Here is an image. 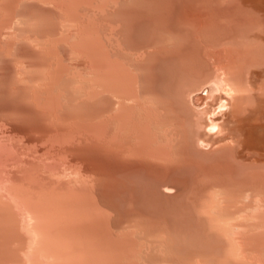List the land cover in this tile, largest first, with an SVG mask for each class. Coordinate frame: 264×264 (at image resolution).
Instances as JSON below:
<instances>
[{"label":"rangeland","instance_id":"1","mask_svg":"<svg viewBox=\"0 0 264 264\" xmlns=\"http://www.w3.org/2000/svg\"><path fill=\"white\" fill-rule=\"evenodd\" d=\"M54 1H56V2H52V4H51L54 7L53 6L51 7V5H49L50 3L49 4L45 3L44 5H41V3L36 4V5H35V3H32V4H29V3L17 4V6H16V8H17L16 10L17 11L14 10V14L15 15L13 14L11 21L14 22L12 24H14V30H15V28H18L19 26H16V25H18V23L16 21H14L13 19H15V20H18V19L20 20L21 19L20 21L18 20L20 28H21V29L18 28L20 32L18 31V29H16L19 32V33H17V35L19 34V37H16V32L17 31L15 30V37L17 38V41H15L16 39L13 40L14 41L13 45H15V46L10 45L9 48H8V46L5 43H3V45H4V48H3V46L1 47L2 44H0V50L2 51V52L0 51L1 52L0 53V124H1L0 125V127H1L0 128V131H1L0 135H2V137L0 136V144H1V142H2V144L3 143H5V144L7 143L6 145L4 144L3 147H0V148H2V149H0V151H1L0 153L3 154V155L2 154L0 155L1 160H2V161L0 160V168H1L0 169V175H2V176H0L2 178V179L0 178V208H1L0 211H2L3 209L5 211V212L4 211L0 212V214H1L2 218L3 217H5V218L8 217L6 219L3 218V220H5L4 222H6V220H7L6 223H4V222L2 223L3 220H1L2 218L0 217V221L2 223V224L0 223V229H1V226H2V229H4L5 227H3V225L4 226L8 225V226H6L5 231H7V233L9 235H10V232H11V237H12V234L15 233V231H17V235H16V233L14 234L16 236V238H15L14 235H13L14 236L13 238H15L18 243H19V241L17 240L18 236L23 234V233L27 237V239L29 237H31L30 239H28V241H26V242L24 241L25 243L23 244L24 246L22 247V249H18V248H21V247H17L18 250L16 249V246H18V244L15 241V239L9 237L8 240L5 241V243L8 242V243H6L7 245L3 244V245H5V246H3L2 243H0V247H1L0 251H1V253L4 254V256L7 255V254H10V256H11L13 254L14 260L17 259L15 263H18L19 260H21V258H22V260L19 262V264L20 263L21 264H40V263L43 264V262H45L44 264H69V263H71V264H73V263L74 264H173L175 260H176L175 263L179 260L177 262L179 264L180 263L189 264L188 260H190L191 258L188 259V260H186V259L189 258V257H192V256L196 257V255H194V254H196L197 252L201 251V252L197 253L198 257L200 256L199 258L197 257V259H201L200 260L201 264H203L206 261V259H207V261L209 260L208 264L210 262H211L210 264H212L214 262V260H212L213 261L212 262V261H210V259L211 258L212 259L218 258L219 253H222L221 250H219L221 248L219 247V249L217 251H214L213 248H210V247H213L214 244L212 246H210V247H208L206 245L208 243H210V244L213 243V241H211L210 238L204 239L205 236L208 235L206 232L204 233L205 228L204 229L200 228V230L203 231L202 234L204 233L203 235L198 230L199 231V235H202V237L198 235V237L196 238V236H194V235L198 234V232L195 231L196 234L192 233V231L194 232V230L196 229L195 227L198 226L197 223L195 224L196 221L193 220V219H195V216L193 217L191 213H189V215H187L188 213H186V212H189V210L186 209L187 210L186 211L185 209H183V207L178 208L179 200H180L178 198L179 195H178V197H176V200H177V198L179 199L178 202H177L178 205H176L177 208L175 206H172L173 205L172 204L173 201L176 202L175 198H174V200H172L173 198L171 199L172 196H168V198L170 197V199L172 200V201H170V202L168 201V202H169V204H172V205H168V202H165L166 200H170L168 198L166 200L163 199V203L160 202L159 198H157V197L162 198L161 196L163 194L160 193V195H159V193H157V192H159L158 188L162 187V184L164 183V184L172 187V190H170L172 193L178 191V189H179L180 192H182V195H184V193L186 194L185 190H187L188 187H189V190L190 189L193 190L195 188L197 190V189H200L201 186L203 187V185L208 187V186H213V184L215 183L214 185L220 184L223 187H226L227 189L230 188L229 191L230 192L232 191L231 193L234 192V193L239 194V193H241V191L245 192V186H246V188L250 187V189L248 188L246 192H248L250 190H252V192H253L257 187H261V186L263 187L264 186V184H263L264 183V180H263L264 178L261 179L260 182H259L260 179L259 180L258 179L254 180V178H251V180L253 182L250 179H249L250 180V182H249V180L247 178H244V180L242 178H238V180H237V177H235L236 178L235 179V178H233L234 176H232V179L234 180L232 182L231 178H229L227 176H222V178L225 181L221 179V176L218 179L217 178L214 179V178H212V176H207V177H209V178H206L207 179V183H206L205 180H202L203 182L198 181V184H197V182H196L197 179H195V181H194V179H191L187 183V182H184V181H187L188 178H187V180H184L182 177H180L181 175L179 173H176L174 175L172 174L174 172V171L172 172V170H174V169L177 170L178 166H179V168L181 167V163H179L180 165L177 164V163L176 164L174 163V162H178V160L181 159V157H179V156H176V159H174L172 161V163L170 162V160L169 161H162L163 165H161V162L158 163V161H155V160L152 161V159H150L151 157L149 158L146 155L144 156L145 158L148 157V159H146V160H145V158H143V155L142 156L140 155V157L137 155V158H140V159H137L136 155L134 156L131 153V151H129L134 146L132 143H135L134 139L136 137L135 135L137 134V131H135L136 127L133 128L134 126H132V125H135L134 121H139L140 120V121L143 122L144 121L143 119H145V120H147V123H150L149 126L153 127V125H151L153 123H151V122H153V120H154V119H152V117H153L152 114L154 112H153V109L151 110L150 107H155V105L157 106L159 101L157 102V100H155V101H153L154 104H152L150 102V98H149V102L150 103L148 102L149 104H146L145 106H143L142 103L147 101V98L149 97V95H147L146 100L143 99L142 100L143 102L139 100L140 102H138L137 105H135L136 110H135V107L132 110L134 112V114L131 111V116L133 114L132 118L135 117V120L132 119L133 123L130 122L132 125L129 124V122L125 123L126 126H123V124L120 125L118 122H117L118 124L115 123V121H117V120L114 121L112 119L114 117L108 116V115L110 114L109 112H111L112 110H113L114 113H116L118 111V110L116 111V109L119 106L118 105L119 104L118 101H120V98L118 99V98H116V96L113 97V96H111L112 94H108L107 93V92H109V90L107 88V84H106V80H105L104 64L100 63V61L97 60L96 56H94L90 51H86V50H83V49H81V51H80V49L78 47L75 46L77 48L76 49L75 47L73 48V46H74V44L76 45L79 40L80 41L81 40H85L84 39V37H85L84 33L85 34L87 33L86 34V38H87L89 36V34H92L94 32L92 35L97 36V38H99V40L103 44L104 48L106 47L105 48L106 53L109 51L107 54H109L110 57H112L113 59H116V60L118 59L117 61H119L125 68H127L130 71V73H131V75H132V77L134 79V84L136 85L135 86L136 89H137L136 92H137L138 95L140 94L139 99H140V97L142 99L143 97L145 98V96L143 94L146 95V93H148V92L149 93L151 92L150 95H152L153 93L154 94H156V93L158 94L159 90L161 91V89H163V87L166 84L168 85L170 83L171 76H172V74L174 72L181 71V70L192 69L193 66H194V68H196V66H197V68H199L198 65H200L201 63H202L201 66H203L204 68H207V67H210V65L211 66H215L216 62L221 60L220 64L223 63L222 66H225V65L228 64L227 68H229L228 70H231L233 67H231L229 62H227V60H226L227 56H225V55H227L226 53H223L225 55L222 54V55H220V57L219 56H214L212 54L213 52H210V50H204V47H205V45H207V43L212 42L213 40H214L213 43H215L216 41L219 42L221 40V38H222V40H224L225 37H227L228 34H229L228 33L229 32V30H228L229 29V27H228L229 24L228 23H231L234 20V18H236V20L240 19L237 15H234V14H232V16L230 15V13H229L230 6H232L233 4H249L250 2L254 3L255 0H250V1H248V0H110V1H108V0H101V1L100 0H96V1L95 0H92V1L91 0H75L76 3H78L77 5H75L76 6L75 10H76L77 13H73V11H71L69 8H68L69 9L68 10L65 5H63L62 3H58L59 2L58 0H54ZM71 1H74V0H71ZM87 1L90 2V3L88 4ZM104 1H105L106 4L104 3ZM112 1H114V2H112ZM260 2H262L264 4L263 0H257L255 3L258 4ZM27 4H28V6H27ZM54 4L57 5V7ZM97 4H99V5H97ZM103 4H105V5H103ZM29 5H30V7H29ZM59 5H60V8H59ZM18 6L21 9L18 10ZM44 6H46V7H44ZM69 6L71 7V5H69ZM48 7H49V9H48ZM99 7H101L102 9L99 8ZM55 8H57V9H55ZM24 9L26 11H24ZM61 10H62V12H61ZM70 11H71V13H69ZM23 12L25 14H23ZM64 12H65L66 16L64 15ZM0 13H1L0 18H2L1 16H3V13L1 11H0ZM18 13L19 14L21 13V15H19ZM78 13H79V15H77ZM59 14L61 15V17L64 16L62 18V20L64 19L63 20L64 23H63V21L60 20L61 17H59L60 16ZM83 14H84V16H83ZM22 16H24V17L22 18ZM80 16H82V17H80ZM188 16H190V17H188ZM25 17H26V19L28 18V20L24 19ZM70 17H71L72 20L69 19ZM76 17L79 18V19H77ZM237 17H238V19H237ZM31 18L32 19L35 18V20L38 21V22L36 21V23L39 24V25L35 26V27H32L35 30L32 29L31 27H30L31 29L25 27L28 24V22H30ZM56 18H57V20H56ZM187 18H188V20H187ZM80 19H81V21H80ZM35 20H34V22H35ZM42 20L44 22H42ZM201 20H202V22H201ZM67 21H70V22L68 23ZM73 21H75L76 24H72ZM20 22L23 25L20 24ZM65 22L70 25L68 27V29L66 27V25L68 26V24H66ZM183 23H185V24L183 25ZM204 23H206V24H204ZM50 24H52V25H50ZM58 24H59V26L57 27L56 25H58ZM217 24H218V26H217ZM48 25H49V27H48ZM60 25L61 26L65 25L64 28H66L65 29L66 31L63 28H61ZM209 25H210V27H209ZM72 26H75L74 27L75 29H72L73 28ZM219 26L221 27V29H220ZM39 27H41V28H39ZM224 27H225V29H224ZM62 29L64 30V33L66 32V33H69L70 35L68 36V34L62 33L63 32ZM29 30H31V32ZM225 30H227V32H223ZM4 31H8V28H7V30L5 28ZM28 31L31 33L30 35H29ZM74 31L75 32L77 31L78 33L77 32L75 33ZM82 31H83V33H82ZM89 31H90V33H89ZM200 32H201V34H200ZM210 32H212V33L209 34ZM59 33H62L64 36L62 34H60V37H59ZM74 33L76 34L75 36H74ZM225 33H227V34H225ZM26 34H28V36H27L28 40H29V38L30 39L32 38L31 39L32 42L35 41V42L39 43L38 44L39 46H37V47H39V49L35 48V46H33L32 43H29L30 45H28V41H26L27 37L24 38V36ZM202 34L204 36H202ZM208 34H209V37H210L209 38L210 41L207 39L208 38ZM215 34H216V36H215ZM220 34H222V36ZM35 35H37V37ZM212 35H214L215 37L212 38ZM67 36L69 38L73 37V38H70L71 41H69V38ZM81 36H82V39H81ZM109 36H112V37H109ZM20 37L25 39L24 40L25 43H24V41H22L20 39ZM33 37H36L37 40H36V38H33ZM58 37H59V39H58ZM61 37H63V40H64V42L66 44L61 42V39H62ZM4 38H6V35H5ZM54 38H56V41H58V43L54 40ZM46 39H48V40L46 41ZM65 39H67V41ZM74 39H76V40H74ZM38 40H40V41L38 42ZM50 40L52 42H49ZM41 41H43L42 43H45L44 41H46V45L45 44L44 45L43 44L40 45ZM35 42L33 43L34 45H35ZM48 42H49V44L51 43L50 44L51 46L49 44L47 45ZM54 42H56V44ZM198 42H199V45L197 44ZM203 42H205V43H203ZM17 43H19V44L16 45ZM72 43H73V45H72ZM59 44H60V46H59ZM224 46H227V45L224 44ZM46 47L47 48L49 47L51 49V51L49 49H47ZM56 47L58 49H56ZM68 47H69V49H68ZM109 48H110V50H109ZM221 48H223V47L221 46ZM224 48H226V47H224ZM40 49L44 52V54H45L44 56H43V53H41ZM17 50H19V51H17ZM52 51H53V53H48V52H52ZM57 51H58V53H57ZM33 52H34V54H32ZM46 52H47L48 55L46 54ZM65 52H67V53H65ZM205 52H209V54H207ZM11 53L12 54L14 53V54L12 55ZM41 54H42V56H41ZM204 54H207L208 58ZM210 54H211V56H209ZM15 55H16V57H15ZM51 55H52V57H51ZM70 55L71 56L74 55L73 58L75 57V59L71 58ZM78 55L79 56L81 55V56L79 57ZM45 56L47 57V59H46ZM53 56H54V58H53ZM60 56H62V57H60ZM68 56L70 58H66L65 59V57H68ZM48 57L50 59H48ZM82 57H83V59H82ZM212 57H215L214 58L215 60L212 59ZM218 57L220 58L219 60H218ZM16 58H18V59L16 60ZM29 58L31 60H29ZM223 58L226 61L225 60L223 61L222 60ZM59 59H60V61H59ZM71 59H73L75 61H71ZM211 59H212V61H211ZM51 60H53L54 62L58 61L59 62L58 65L60 66V68L58 69L59 66L58 67L55 66V65H57V63L56 62L54 63ZM78 60H79V62H78ZM16 61H17V63H16ZM93 62H94V64H93ZM20 63H21V65H20ZM40 64H42V65H40ZM15 65L18 66V68H16ZM51 65H52V67H50ZM69 66H71V67H69ZM39 67H41V68H39ZM21 68H22V70H21ZM27 68H28V71L31 68H33V70H37L38 74L41 75V78H37L40 75H38L37 72L33 74L32 72H35L33 70L30 73L28 71L24 72V70L25 69L27 70ZM34 68H36V69H34ZM74 68H76V69H74ZM250 68H252V67H250ZM41 69L42 70L45 69L44 70L45 72H43ZM57 69H58V72L56 71ZM64 69L65 70L67 69V70L65 71ZM69 69H71L70 72H68ZM255 69L259 70L257 68H252L251 71H253ZM19 71H23V72H19ZM51 71H52V73H51ZM231 71H234V70L232 69ZM31 73L33 75H31ZM26 74H27V76L28 75H30V76L29 77H25ZM36 74H37V76H35ZM59 74H61V75L59 76ZM66 74L70 75V76H67ZM101 74H103V75H101ZM45 75H46V77H45ZM32 76H34V77H32ZM30 77H31V79H30ZM52 77H53V79H52ZM59 78H61V79H59ZM33 80H35L34 83H33ZM52 80H53V82H52ZM263 80H264V78H262V81H260V84H262V86H263V83H264ZM35 82H37V83H35ZM70 82H73V83H70ZM23 83H25V84H23ZM34 84H37L39 86L34 85ZM161 84L163 86H161ZM54 85H55V87H53ZM58 85L61 88L57 87ZM40 86H41V88H40ZM28 87L31 88V89H29ZM35 87H37L38 89L35 88ZM73 87H75V88L73 89ZM160 87H162V88L158 89ZM54 89H56V90H54ZM104 89H107V91H104ZM27 90H28V92H26ZM42 90L45 91V92H43V94H42ZM197 90H194V92H191L192 93L191 97H192V99L194 98L195 101L198 100L197 102H199V100H200L199 97L202 98V95L205 92H203V90L202 91L201 90L197 91ZM262 90H264V89H262ZM48 91H49L50 95H52V96L54 95L53 97L55 98V101H57L58 103L53 101L54 98L53 97L51 98V96L48 94ZM39 92H40V94H39ZM50 92H52L53 94L50 93ZM60 93H61V95H60ZM55 95L56 96L58 95L57 97H59L58 98L59 101L57 100V97ZM36 96H37L38 99L36 98ZM161 96H163V95L161 94ZM48 97H50L51 99L48 98ZM163 97H161V99L162 100L164 99L163 100L164 102L162 101V103H161V101H160L162 107L159 105L160 107L157 106V108H155V109L158 110V107L160 109V108H164L163 107L164 105H165V107L167 105V107L165 109L167 110V112L169 113L168 115L171 116V118L165 117V115H167V113H165L166 112L165 109H161V110H163L162 113H165L164 117L166 119H170L171 128L175 132L178 133L177 134V133L174 132L175 133L174 136H176V137L179 136V138L180 137H184L185 138V136H187L186 133L188 131H186V126L183 125L184 124L183 119H181L182 117H180L181 115L178 113V111L176 109V105H175V102H174L173 98L171 96L169 97L167 95H165ZM45 98L48 99V100L50 99L49 101H51V103L48 102V100H46ZM113 98H116L115 101L117 103L115 101L114 102L112 101V100H114ZM170 98H172V99H170ZM32 99H34V101ZM29 100L30 101L32 100V101L30 102ZM70 100H72V101H70ZM129 100H127V103H129L131 101V100L130 101ZM35 101H37V103ZM44 101H46V104H44L45 103ZM52 101H53V105L55 103L58 104V105H56V104L54 105L56 110L54 109V106L52 105ZM63 101H65V102L63 103ZM47 103L51 105V106L48 107L50 111L48 109H46L47 106H48ZM130 103H132V102H130ZM59 104H60V106H59ZM133 104H134V101L130 105L133 106ZM143 104H145V103H143ZM37 105H39V107ZM42 105H44V106H42ZM45 105H47V106H45ZM75 105L77 106L76 109H74ZM62 106H64L65 108L62 107ZM111 106L113 107L112 109L110 108ZM139 106L141 107L140 109L137 108ZM146 106L150 109L151 112L149 111V109ZM40 107L45 109V110H42ZM58 108H61V109L58 110ZM71 108H72V110H71ZM174 108L176 109L177 113L175 112ZM62 109H64V110H62ZM138 109H139V111H141V113L140 112H136ZM52 110H54V111H52ZM161 110H160V112H161ZM51 111H52V113H51ZM55 113H56V116H55ZM77 113H78V115H77ZM174 113L177 114V116ZM57 114H58V116H57ZM139 114H141L142 116L139 115ZM140 116L143 119H141ZM148 116H150V117H148ZM178 116L180 118H178ZM109 117H111V118H109ZM138 117H139V119H138ZM146 117H148L149 119L146 118ZM108 118L112 119V120H108ZM165 118H163V119H165ZM150 119H152V120H150ZM76 121L82 122L81 123L82 127L80 126V123L78 124V122H76ZM106 121L109 122V124L111 125V127L113 129L109 127L111 130H108L109 124H108V126H106V124H107ZM111 121H112V124H111ZM87 122L89 123V125L90 124H96V123L100 124V122H101L102 125L103 124L105 125V126L103 125L104 128L107 127L108 131L105 130V134H106V132H108L109 134L111 132V134L109 136H110L111 140H113V139L114 140L113 141H110V140L108 141L109 136L106 135V137H108V139L106 138L107 140L103 139L104 138L103 137L101 139L94 138L95 140L98 139L97 141H95L93 139V137L91 138L88 133H84L85 131L83 132L84 133V135H83V133H82L83 126H84V124H87ZM103 122H106V123H103ZM170 122H169V124H170ZM135 123H138V122H135ZM113 124H115V127H113L114 126ZM3 125H5L4 126L5 129L4 128L2 129ZM121 127H122V129L119 131V128H121ZM131 130H132V132H131ZM74 131H76V132H74ZM80 131H81V133H80ZM112 132H114V135H113ZM125 132H126V134H125ZM181 132H182V135H181ZM57 133H59V134H57ZM131 133H132V136L130 135ZM133 133H135V134H133ZM183 133H184V135H183ZM7 134H9V135H7ZM14 134H16V135H14ZM55 134H56V136H55ZM60 134H62V137H63V135L64 136L68 135V137L65 136L66 138H63L65 140H63L61 138ZM70 134H74V138H73V135L71 136ZM115 134H116V137H115ZM6 135H7V137H6ZM69 135H70V139H69ZM79 135H81L82 137L79 136ZM117 135H118V139H117ZM4 136H5V138H4ZM130 136L133 137L134 139H132ZM9 137H10V139H9ZM79 137H81V138H79ZM85 137H87V138H85ZM67 138L69 139L68 141L70 142V144L67 141ZM49 139H51V140H49ZM180 139L181 140L177 139V140H179V142L177 141L176 144H178V145H176V146L178 148L177 149L178 151H179V149H180V151H183L182 149H184L185 142H184V139H182V138H180ZM61 140H62V142H61ZM72 140H73V142L74 141L75 142L74 143L71 142ZM99 140H102V141H99ZM182 140H183V142H182ZM20 141H22L23 144H22V142L20 143ZM57 141H59V142H57ZM103 141H106V142H103ZM71 143H72V145H71ZM182 143H184V144H182ZM2 144H1V146H2ZM25 144H26V146H25ZM4 146H5V148H4ZM27 146H28V148H30L29 151L27 149ZM54 146L56 148H53ZM179 146H180V148H179ZM10 147H12V148H10ZM52 148H53V150H52ZM3 149H5L7 152L4 151ZM46 149H47V152H46ZM126 149H128V150H126ZM12 150H14V151H12ZM26 150H27V152H26ZM43 151H44V154H43ZM37 152L39 153V155H38L39 157L36 154ZM51 152H52V155H51ZM126 153H128L127 155L129 156V158L126 155ZM7 154H8V156H7ZM34 154H36V155H34ZM45 154L48 155V156H45V158H48V159L44 158ZM12 155H13V157H12ZM59 156H60V158H59ZM40 157H42L43 159L40 158ZM132 157H134V158H132ZM178 157H179V159H178ZM29 158H31V159H29ZM173 158H174V156H173ZM143 159H144V161H143ZM51 160H53V162ZM149 160H151L152 162L149 161ZM19 161H21V162H19ZM12 162H14V163H12ZM156 162L159 165H161V166H165V165H167V166H165V167L158 166V164H155ZM167 162H169V163L166 164ZM6 163H8V164H6ZM170 163H171V165H170ZM5 164H6V166H5ZM43 164H48V166H51L52 168L48 167L47 165L44 167ZM54 164H56V165H54ZM64 164L65 165L67 164V165L65 166ZM133 164L134 165L136 164L135 165L136 168L134 167ZM26 165H28V167ZM31 165L33 166V168L36 166L35 167L36 169H32ZM126 165H128V166H126ZM71 166H72V168H71ZM78 166H79V168L80 167L81 168L79 169ZM174 166H177V167L175 168ZM54 167L55 168L57 167L55 169L56 173L54 171ZM262 167L264 168V166H262ZM37 168H38V170H37ZM43 168H46V169L47 168H51V169L50 170L47 169V171H46V169H43ZM144 169L146 171L148 169V172L146 173V171ZM149 169L151 171H149ZM31 170L32 171H36L35 174L37 176V179L39 177H41V178L38 179L39 181H34V183L33 182L31 183L30 182L31 180L28 181L29 178L30 179L33 178V180L36 178V177L34 178V175H33V177H31L32 175L30 177H28V174L31 172ZM76 170H78V171L76 172ZM141 170H143V171H141ZM153 170L155 171V174L153 173L154 172ZM176 170H175V172H176ZM50 172H51V174H50ZM150 172L153 173L156 176H153ZM31 173H33V172H31ZM42 173H43V175H42ZM145 173L148 176L150 175V177L148 178ZM159 173L160 174L161 173H166V176L163 179H161V176H159L160 175ZM168 173L172 174L171 175V176H173L172 179H171L170 174L168 175ZM263 173H264V171H263ZM140 174L143 177L139 178ZM78 175H80V176H78ZM175 175L176 176L178 175L179 176L178 179L182 178V180H184V181H182V180L179 181L178 179H176ZM151 176H152V179L150 180ZM157 176L160 177L162 182H159L160 179L157 180L159 178ZM162 176H164V174H162ZM42 177H43V180H42ZM136 177H137V180H136ZM155 177H157V178H155ZM78 178H80V179H78ZM153 178H155L156 180L153 179ZM168 178H169V180H168ZM210 179H212L213 181L210 182ZM22 180H24L23 184L20 183V182H23ZM208 180L211 183V185H209L210 183L208 182ZM82 181H83V183H84V181H86L85 182L86 184H82ZM151 181H153V182H151ZM204 181H205V183H204ZM2 182H5V183L2 184ZM49 182H51V183L49 184ZM149 182H151V183H149ZM172 182L173 183L175 182L174 183L175 186H176L177 182H179V183L177 184L176 187H173L174 185H173ZM229 182H231V183L229 184ZM247 182H249V183H247ZM257 182H258V184H257ZM35 183H36V185H35ZM168 183L171 184V185H169ZM201 183H202V185H201ZM235 183H236V186H234ZM246 183H247V185H246ZM32 184L35 185V188L39 184L40 186L38 185L39 186L38 189H40V187L43 188V186L45 185L46 191H43V189H42L40 191V193H39V190L37 191L35 188L32 189L33 188ZM41 184L43 186H41ZM78 184H79V187H80V184L83 187L86 186L85 187L86 191L88 190V191H90V193L92 192L91 193L92 196H90V197L88 196V197L90 198V200L92 199L93 202L97 200L95 202L96 204H98L97 207L99 206V209L101 211H104V212H101L98 209H97V211L101 212V213L98 214V212H96V211L93 212V209H94L95 205L93 206L92 209H89V210H92V213H95L94 215H96V216L103 215V213H104V215H105V213L107 215V218L106 217L104 218V216H103V217H101L100 220H104V221L107 222L106 223L107 226H105V224H104V226L109 228V229L106 228L107 232L109 233V235H107L108 233L106 232L104 227H102V226L99 227V228H101V230L103 229L102 231H99L100 229L96 228V230L99 231V234L102 233V232H106L107 234L106 233H104V234L107 235V237L110 236L107 239L108 242H106L107 240H105V238H107V237L104 238L105 244L103 243L102 240H100V239H103V238L97 239V237L98 236L100 237L101 234L98 235L95 238V239H97L96 241L99 240L98 242L102 241V243H101V245H102L101 247H103L102 249H100L101 247H99V246L97 247L96 246L97 242L95 244L93 243L94 240L92 238L95 237L96 234L95 235L93 233L90 234L91 229H87L83 233H86L88 230H90L89 232H87V235L88 234H89V236L94 235V236H92V238H90V239L84 238V239H82L83 241H81L82 237L81 238H77V237H80V235L82 233L80 235L76 236V238H75V235H74L75 231L74 230H77V228H76L77 225L76 224L79 223L78 222V220L80 219L79 217L82 215L81 216V219H82L84 216H83V213H81V214L78 213L80 210H77V213H76L78 215V218H77L76 214L73 215V213L76 212L75 211L76 208L74 209V211L71 210L72 207H74L75 205L70 206L69 202L73 199L72 201L74 203V200H76V196H74V194L75 195L78 194V191H77L78 188H75V187H78ZM183 184H184V186H187L186 184H188L186 189H184L185 187L183 186ZM189 184L192 185L193 187H195V186L196 187L193 188ZM248 184H251L252 186L251 185L248 186ZM180 185L183 186L184 188L183 187L180 188ZM227 185H229V186H227ZM46 186L49 187V189ZM199 186H200V188H199ZM231 186H233V187H231ZM29 187H32V188H29ZM89 187H90L91 190H89ZM171 187H170V189H171ZM182 188L184 189V191L182 190ZM51 189H53V190H51ZM236 189H237V191H236ZM257 189H256L255 192L260 191L262 194L264 193V187L261 189L263 192L259 188H257ZM72 190H73L74 194L71 192ZM75 190H76V192H75ZM153 190H155V191H153ZM189 190H187V193H190ZM196 190H194L195 191L194 193L191 192L188 195L195 194ZM14 191H15V194H14ZM43 192H46V193H43ZM71 193L73 195H71ZM155 193H156V195H155ZM21 194H22V197H21ZM44 194L47 195L48 198L45 197ZM39 195H41L42 197L39 196ZM188 195H187V197L189 198ZM70 196H71V198H69ZM184 196L186 197V195H184ZM184 196H182V197H184ZM193 196H191V197L193 198ZM262 196H264V194ZM19 197H20V200H19ZM57 197H59V198H57ZM153 197H155V198H153ZM182 197H180V198H182ZM185 197L182 198L183 201L180 200V202H181L180 206H184V204L182 202H186L185 201L186 200ZM163 198H165V197H163ZM25 199H26L27 202L25 201ZM44 200H45V202H44ZM18 201L19 202L21 201V202L19 203ZM60 201H61V203H60ZM66 201H68V202H66ZM2 202H3L4 205L2 204ZM75 202H77V201H75ZM93 202H91V203L93 204ZM45 203L48 205V207H47V205ZM48 203L51 205L50 208H49V204ZM67 203H68V206L71 207V209H69L68 207L67 208L65 207V204H67ZM70 203L72 204V202H70ZM25 206H28V207H26L28 209H24ZM55 206L57 207V209H56ZM46 208H47V210H46ZM172 208H176L175 210H179V209L182 210L183 209L182 211L180 210V212H183V213L174 211V209H172ZM51 210H53L54 212L51 211ZM84 210L87 211V209H84ZM84 210H83V212H85ZM89 210L87 211L88 213H89ZM9 211H10V213H9ZM261 211H263V212H261ZM70 212H72V213H70ZM176 212H177V214L180 213V214H178V215H180L179 217L176 214ZM46 213H47V215H46ZM53 213H54V215H53ZM170 213H171V215H170ZM258 213H260V214L258 215ZM263 213H264V209L258 210L255 215H254V213H252L250 216L251 217L253 216L254 219L252 218V221L249 220L247 222H250L249 223L250 225L252 224V222H254L252 224L254 226L251 227L249 225L248 227H250L252 229L248 230V232L245 231L246 232L245 235H244V232H243V235L242 234L241 235H242V241H243V248L246 250V252L251 251L250 254L248 253L251 256L252 251H254L252 254L258 255L260 258L262 257L264 259V256H263L264 255L263 254L264 253V251H263L264 250L263 249V247H264V238H263L264 237V214ZM3 215H5V216H3ZM34 215L37 216V217H33ZM190 215H191L190 218H192V220L190 221V223L192 222L191 225H189L190 223L188 222L189 218L188 219L185 218V216L189 217ZM88 216L89 217H87V216L84 217V218L87 219V220H85L86 222L84 221V218H83V224L81 223L82 224L81 225L79 223L78 227L82 226V228L81 227L80 228L84 229L83 227H85V225H86L85 223H87V226L89 227L90 226L89 222L93 223L95 221L96 217L94 216L95 218L93 219V217H91L92 216L91 213H89ZM176 216L178 217L177 219L180 220V223H179V221H177L175 219ZM255 217H257V219ZM88 218L93 219V222L90 221L91 219L88 222ZM102 218H104V219H102ZM179 218H181V219H179ZM8 219H10V220H8ZM96 219H98V217ZM184 219L187 220V223H184V222H186ZM182 220H184V222ZM193 221H194V223H193ZM183 223L189 225L190 227L194 224L193 227L195 229L192 230V228H190L187 225H185V228H184ZM256 223L258 224L257 226H255ZM262 223H263V226H262ZM38 224L41 225V226H39ZM68 225H69V227H68ZM87 226L85 228H88ZM92 226L95 229L94 225H92ZM7 227L8 228L10 227L11 231H10V228L8 229ZM13 227L15 228V230H14ZM186 227H188V228H186ZM254 227L256 229H253ZM16 228H18V229H16ZM44 228H46L47 230L45 229L46 231H44L43 230ZM73 228H76V229H73ZM90 228H91V226H90ZM94 229H92V230L95 233ZM159 229L162 230V231L167 232L166 236L167 237L169 236V238H168L169 243L167 241H165L164 245H166V244L169 245L170 244L168 247H171V249L170 248L167 249L168 248L167 246H166V248H165L164 245H162V246H164L166 254H168L170 252L169 250H173L172 253H171L173 255H174L173 252H175L174 256L173 255L170 256L171 259L169 258V255H164V257H163V255L157 254V256H154V255H156V253H154V255H153L151 250H150L151 252L149 251V253H148L147 248L152 246V243H151L152 241L151 240H149V241L147 240L146 241V239L150 238V236H149L150 234H148V233H151V234L154 233L155 234L158 231V232H161L160 234H164L165 235V232L162 233V231H160ZM189 229L192 230V231H189ZM257 229H259V231ZM30 231L33 234H31ZM36 231H37V233L39 231H42L43 234L44 233H46V234L44 236H42L43 234L39 235L40 232L37 234V233H35ZM255 231H257V232H255ZM19 232H21V233H19ZM78 232L79 231H77V233ZM173 232H175L174 234H176L178 236L174 235L175 237L173 238L172 237ZM187 232L188 233L191 232L193 235L191 233L188 234ZM253 232L256 233V234H254ZM71 233L73 235H71V237H70ZM171 233H172V235H171ZM29 234L31 236H27ZM146 234H148V236ZM34 235H35V237H34ZM37 235L39 237L45 238L46 241L48 239L50 243L52 242L51 244H53V242H55L54 244L55 245L57 244L56 248H54V244L52 245L53 247H51V248H54L55 250L52 249L53 252L52 251H48L49 247L47 245H50L49 242L47 241V243H45V240L43 241L42 238H38L37 239V237H38ZM49 235L51 236V238H54L55 241L51 240ZM191 235H192L193 238L195 237V239H197L196 240L197 242L199 241V238H201V241H200L201 243L200 242L199 243L202 244V245L195 247L196 244L197 245H199V244L197 242L195 243V239H193V240L191 239L192 238ZM209 235L207 237H209ZM45 236H47V238ZM82 236H86V234H84ZM89 236H88V238H89ZM102 236H103V233H102ZM126 236L127 237L129 236V237L127 238ZM130 237L132 238L134 244L137 245L138 247L137 246H136L137 248L135 247L136 248V250H135L136 253H134L135 256H133V257H124L125 255L122 256V252L115 245H116V243L118 241L122 243V241H124V238L129 239ZM256 237H258L259 239H257ZM131 238H130V240H131ZM174 239L178 240V242L176 240H174ZM209 239H210V241H209ZM255 239H257V240H255ZM0 240L2 241L1 238H0ZM11 240H12L13 244H11ZM37 240L42 241L41 243H42L43 246ZM79 240H80V242H79ZM91 240H93V241L90 242ZM116 240H117V242H116ZM132 240H131V242H132ZM141 240H142V243H141ZM191 240L195 243L194 246H192L193 242ZM206 240H208L209 242L207 243ZM85 241H87V244H86ZM111 241H112V243L110 245ZM113 241H114L115 244L113 243ZM143 241H144V245H145V241H146V244H147V242H149L148 245L151 243L150 244L151 246L150 245L149 246L146 245L147 247H145L146 248L145 249L144 245H143ZM36 242H38L40 245L38 244L39 245L38 246ZM124 242H123V244H124ZM204 242H206V243H204ZM43 243L45 245L46 244L47 245L45 246ZM80 243H81V245H80ZM108 243H109V245H108ZM179 243H181V244H179ZM189 243H191V244H189ZM203 243H204V245H203ZM219 243H220V245L222 244L221 242H219ZM15 244H17V245L15 246ZM91 244H94V245H91ZM103 244L107 245V246L105 247ZM1 245L3 247H6V248L3 249ZM58 245H60V246H58ZM113 245L116 248L113 247V249H111L110 247H108V246H113ZM172 245H173V247H172ZM174 245L177 248L174 247ZM19 246H21V244ZM178 246L182 247L181 248L182 250H180V247H178ZM201 246H203V247L205 246V249H206V246H207V250H205V249L203 250V247H202V250H201ZM250 246L252 248L260 251V252L259 253H258V251L256 252V250L252 249ZM12 247H14L13 250H12ZM47 247H48V250H47ZM37 248H38V251H35V250H37ZM44 248L46 249V251H44L45 250ZM58 248H59V250L61 249L62 251L59 252ZM96 248H97L98 251L96 250ZM259 248H261L262 251H261V249L259 250ZM7 249L11 250V251L9 252V251H7ZM33 249H34V251H33ZM67 249L69 250V252H68ZM115 249H117L116 251H118V252H116ZM138 249L140 250V252H139ZM174 249H175V251H174ZM193 249H195V250H193ZM5 250H6V252H4ZM22 250H24V251H22ZM166 250L168 251V253H167ZM191 250H193L194 253ZM12 251H15V252L11 253ZM16 251H18V255H16L17 254ZM32 251H33V253H32ZM204 251H205V253H204ZM212 251L217 256L216 257H212L211 256V257H209L210 259H208V256H210V255H208V256H206V255L210 254V253L212 255L213 254ZM34 252H36V253H34ZM54 252H56V253H54ZM71 252L74 253L73 256L70 255ZM14 253H16L15 254L16 258L14 256ZM39 253H40V256H39ZM65 253H66V256L64 255ZM201 253L203 255H205L204 256L205 258H203V255L201 256ZM260 253L262 255H259ZM67 254H68V256H67ZM115 254H116V256H115ZM177 254L179 256H181V255L183 256L184 255L185 258L183 257V259H185V260L181 259L182 260V262H181L180 257L177 256ZM189 255H192V256H189ZM70 256H71V258H70ZM161 256L163 258H161ZM182 256H181V258H182ZM186 256H189V257H186ZM258 256L257 257L255 256V258H258ZM63 257H65V258H63ZM174 257L179 258V259L177 260ZM220 257L218 259H222V254L220 255ZM252 257H253V255H252ZM49 258H50V260H49ZM55 258H57V259H55ZM87 258H89V259H87ZM128 258H130V259H128ZM160 258H161V260H159ZM42 259L46 260V261H43ZM70 259H71V261H69ZM72 259H73V261H72ZM192 259H193V257H192ZM202 259L203 260L205 259V260L203 261ZM7 260H8V262L4 261V262H2V263L0 262V263L1 264L14 263V262L10 261L9 259H7ZM149 260H151V262L152 261L153 262L151 263V262H149ZM215 260L218 261L217 259H215ZM156 261H157V263H155ZM161 261H163V262H161ZM172 261H173V263H171ZM164 262H166V263H164ZM220 262H222V260ZM228 262L229 261H227L226 264H229ZM204 264H206V262ZM218 264H220V263H218ZM222 264H225V262L222 263Z\"/></svg>","mask_w":264,"mask_h":264},{"label":"bare ground","instance_id":"2","mask_svg":"<svg viewBox=\"0 0 264 264\" xmlns=\"http://www.w3.org/2000/svg\"><path fill=\"white\" fill-rule=\"evenodd\" d=\"M59 1V2H58ZM57 2L58 3H62L63 5H65L66 7H67V9L69 8L71 11H73V13H77L76 12V6L75 5H77L78 3H76V1L74 2V1H71V0H58ZM92 1V0H91ZM96 1V0H95ZM101 1V0H100ZM108 1H110V0H108ZM248 1H250V0H248ZM257 0H255V2H256ZM52 2H56V1H54V0H0V11L3 13V16H1L2 18H0V44H2L1 45V47L3 46V48H4V45H3V43H5L7 46H8V48H9V46L10 45H12V46H15V45H13V40H15V41H17V38L16 37H19V34L17 35V33H19L20 31H19V29H21L20 28V25H19V21L21 20H15V19H13L14 21H16L17 23H18V25H16V26H19L18 28H15V30L16 29H18V31L16 32V37H15V30H14V24H12V23H14V22H12L11 20H12V16H13V14H14V10H16L17 8H16V6H17V4H24V3H29V4H32V3H35V5L36 4H39V3H41V5H44L45 3L46 4H49V5H51L52 4ZM88 2V1H87ZM98 2V1H97ZM96 2V3H97ZM112 2H114V1H112ZM253 2V1H252ZM249 3V4H231L232 6H230V9H229V13H230V15L232 16V14H234V15H237L240 19H238V17H237V19L238 20H236V18H234V20L231 22V23H228L229 24V34H228V36L227 37H225V39L224 40H222V38H221V40L218 42V41H216L215 43H213V41L212 42H209V43H207V45H205V47H204V50H210V52H213L212 54L214 55V56H219L220 57V55H222L223 53H226L227 55H225V54H223V55H225V56H227V62H229L230 63V65H231V67H233L232 69L234 70V71H231V70H228L229 68H227V66H228V64L227 65H225V66H222V64H220V61H217L216 62V64H215V66H211L210 65V67H207V68H204L203 66H201V64L200 65H198L199 66V68H197V66H196V68H194V66H193V68L192 69H188V70H181V71H177V72H174L173 74H172V76H171V81H170V83L167 85H165L164 87H163V89H161L162 87H160V88H158V89H161V91L159 90V92H158V94L156 93V94H154L153 92V94L152 95H150V93L148 92V93H146V95L145 94H143L144 96H145V98L143 97L142 99H141V97H140V99H139V96H140V94L138 95L137 94V89H136V85L134 84V79H133V77H132V75H131V73H130V71L127 69V68H125L119 61H117L116 59H113L112 57H110V55L109 54H107L106 53V51H105V48H104V46H103V44L101 43V41L99 40V38H97V36H95V35H92V34H89V36L86 38V34L84 33V35H85V37H84V39L85 40H79L78 41V43L75 45L74 44V46H73V48L76 46V47H78L79 49H80V51H81V49H83V50H86V51H90L94 56H96V58H97V60H99L100 61V63H102V64H104V74H105V80H106V84H107V88H108V90H109V92H107L108 94H112L111 96H113V97H115L116 96V98H120V101H118L119 102V106H118V108L116 109V113H114L113 112V110L111 111V112H109L110 114L108 115V116H112V117H114V118H112L114 121L115 120H117V121H115V123H119L120 125L121 124H123V126H126V124L125 123H127V122H129V124H131L130 122H132L133 123V120H135V117L134 118H132L133 117V114H134V112L132 111L133 109H134V107H135V105H137V103L138 102H140V101H142L143 99H145L146 100V97H147V95H149V97L147 98V101H145V102H143V103H145V104H143L142 103V105L143 106H145L146 104H149L150 102L152 103V104H154V102L153 101H155V100H157V102H158V105L157 106H161V103H162V101L164 100H162L161 99V97H163V96H165V95H167V96H171L172 98H173V100H174V102H175V105H176V109H177V111H178V113L181 115L180 117H182L181 119H183V122H184V124L183 125H185L186 126V131H188L187 133H186V135L187 136H185V138L184 137H180V138H182V139H184V142H185V144L184 143H182V144H184V149H182L183 151H180V149H179V151L177 150L178 148H177V146L176 145H178V144H176L177 143V141L179 142V140H181L180 138H179V136L178 137H176V136H174L175 135V133H177V132H175L172 128H171V122H170V119H166L165 117H167V118H171V116H169L168 114V112H167V110L165 109L166 107H167V105H166V107H165V105L163 106L164 108H160L159 109V107H158V110H156L155 108H157V106L155 105V107H150L151 108V110L153 109V114H152V119H154L153 120V122H151V123H153V124H151V125H153V127L152 126H149V124L150 123H147V120H145V119H143L141 116V114H139V115H141L140 116V118L141 119H143L144 121V123L142 122V121H134V124L136 125H132V126H134L133 128H135L136 127V129H135V131H137V134L135 135L136 137H135V139L133 138V137H131L132 136V133L130 134L131 136V138L132 139H134V142L135 143H132L134 146L129 150V151H131V153L135 156L136 155V158H137V155L140 157V155L142 156L143 155V158H145L144 156L146 155V156H148L150 159H152V161L153 160H155V161H158V163L159 162H161V165H163L162 164V161H169L170 160V162L172 163V161L174 160V159H176V156H179V157H181V159H179V157H178V162H174L175 164L177 163V164H179V163H181V167L179 168V166H178V169L176 170V169H174V170H172V172L174 171L175 172V170H176V172L174 173H172L173 175L174 174H176V173H179L181 176L180 177H182L184 180H187V178H188V180L187 181H184V180H182V178L181 179H178V175L176 176L175 175V177H176V179H178L179 181H184V182H187L188 183V181L189 180H191V179H194V181H195V179H197V184H198V181H201V182H203L202 180H205L206 181V183H207V179L206 178H209V177H207V176H212V178H214V179H218V178H220V176H221V179L222 180H224L223 178H222V176H227V177H229V178H231V180H232V182L234 181L233 179H232V176H234L233 178H235V177H237V180H238V178H242L243 180H244V178H247L248 180L250 179L251 180V178H254V180L255 179H260L259 180V182L261 181V179H263L264 178V173H263V171H264V168L262 167V166H264V90H262V89H264V83H263V86H262V84H260V81H262V78H264V4L262 3V2H260V3H258V4H256V3ZM263 2H264V0H263ZM43 3V4H42ZM90 2H88V4H89ZM92 3V2H91ZM104 3H105V1H104ZM106 4V3H105ZM105 4H103V5H105ZM55 5V4H54ZM69 5H71V7L69 6ZM86 5V4H85ZM97 5H99V4H97ZM20 6V5H19ZM19 6H18V10L19 9H21V8H19ZM27 6H28V4H27ZM53 5H51V7H52ZM56 7H57V5H55ZM29 7H30V5H29ZM38 7V6H37ZM44 7H46V6H44ZM50 7V8H51ZM54 7V6H53ZM109 7V6H108ZM26 8V7H25ZM59 8H60V5H59ZM78 8V7H77ZM91 8V7H90ZM99 8H101V7H99ZM193 8V7H192ZM48 9H49V7H48ZM55 9H57V8H55ZM68 9V10H69ZM102 9V8H101ZM65 10V9H64ZM192 10V9H191ZM214 10V9H213ZM17 11V10H16ZM21 11V10H20ZM24 11H26L25 9H24ZM42 11V10H41ZM71 11L69 12V13H71ZM228 11V10H227ZM19 12V11H18ZM44 12V11H43ZM61 12H62V10H61ZM184 12V11H183ZM227 13V12H226ZM19 14V13H18ZM23 14H25L24 12H23ZM44 14V13H43ZM62 14V13H61ZM67 14V13H66ZM185 14V13H184ZM0 15H1V13H0ZM15 15V14H14ZM19 15H21V13L19 14ZM28 15V14H27ZM57 15V14H56ZM55 15V16H56ZM60 15V14H59ZM64 15H65V12H64ZM77 15H79V13L77 14ZM81 15V14H80ZM193 15V14H192ZM206 15V14H205ZM210 15V14H209ZM218 15V14H217ZM233 15V16H234ZM32 16V15H31ZM66 16V15H65ZM83 16H84V14H83ZM185 16V15H184ZM194 16V15H193ZM20 17V16H19ZM18 17V18H19ZM24 16H22V18H23ZM59 17H61V15L59 16ZM64 17V16H63ZM63 17H61V21H63L62 20V18ZM80 17H82V16H80ZM188 17H190V16H188ZM14 18V17H13ZM16 18V17H15ZM21 18V17H20ZM77 18V17H76ZM86 18V17H85ZM184 18V17H183ZM194 18V17H193ZM207 18V17H206ZM17 19V18H16ZM24 19H26V17L24 18ZM23 19V20H24ZM69 19H71V17L69 18ZM74 19V18H73ZM77 19H79V18H77ZM76 19V20H77ZM90 19V18H89ZM190 19V18H189ZM26 20H28V18L26 19ZM30 20V19H29ZM34 20H35V18H31V20H30V22H28V26L26 25L25 27L26 28H32V27H35V26H38L39 24H37L36 23V21L37 20H35V22H34ZM56 20H57V18H56ZM68 20V19H67ZM72 20V19H71ZM75 20V21H76ZM187 20H188V18H187ZM198 20V19H197ZM60 21V22H61ZM66 21V20H65ZM75 21H73L72 22V24H76V22ZM80 21H81V19H80ZM79 21V22H80ZM84 21V20H83ZM183 21V20H182ZM185 21V20H184ZM193 21V20H192ZM205 21V20H204ZM26 22V21H25ZM24 22V23H25ZM35 24H34V23ZM38 22V21H37ZM42 22H44L43 20H42ZM41 22V23H42ZM47 22V21H46ZM56 22V21H55ZM68 23L70 22V21H67ZM88 22V21H87ZM190 22V21H189ZM201 22H202V20H201ZM48 23V22H47ZM62 23V22H61ZM60 23V24H61ZM63 23H64V21H63ZM62 23V24H63ZM66 23V22H65ZM68 23H66V24H68ZM20 24H22L21 22H20ZM37 24V25H36ZM61 24V25H62ZM65 24V25H66ZM71 24V23H70ZM71 24V25H72ZM81 24V23H80ZM185 23H183V25H184ZM188 24V23H187ZM191 24V23H190ZM193 24V23H192ZM196 24V23H195ZM204 24H206V23H204ZM220 24V23H219ZM227 24V23H226ZM23 25V24H22ZM44 25V24H43ZM50 25H52V24H50ZM60 25V26H61ZM65 25H63V26H61V28H63L64 30L66 29V28H64L65 27ZM79 25V24H78ZM213 25V24H212ZM216 25V24H215ZM46 26V25H45ZM57 27L59 26V24L58 25H56ZM70 25L68 24V26L66 25V27H67V29H68V27H69ZM204 26V25H203ZM217 26H218V24H217ZM22 27V26H21ZM42 27V26H41ZM41 27H39V28H41ZM48 27H49V25H48ZM47 27V28H48ZM73 28L72 29H75L74 27L75 26H72ZM80 27V26H79ZM209 27H210V25H209ZM216 27V26H215ZM220 27V26H219ZM5 28H6V30H7V28H8V31H4L5 30ZM23 28V27H22ZM30 28V29H31ZM37 28V27H36ZM38 28V29H39ZM60 28V27H59ZM71 28V27H70ZM32 29H34V28H32ZM62 29V33H64V30ZM84 29V28H83ZM191 29V28H190ZM210 29V28H209ZM217 29V28H216ZM220 29H221V27H220ZM224 29H225V27H224ZM35 30V29H34ZM33 30V31H34ZM70 30V29H69ZM85 30V29H84ZM95 30V29H94ZM212 30V29H211ZM215 30V29H214ZM218 30V29H217ZM216 30V31H217ZM30 32H31V30H29ZM28 31V32H29ZM37 31V30H36ZM60 31V30H59ZM66 31V30H65ZM80 31V30H79ZM97 31V30H96ZM29 32V35L31 34ZM44 32V31H43ZM57 32V31H56ZM75 32V31H74ZM77 32V31H76ZM75 32V33H76ZM207 32V31H206ZM209 32V31H208ZM220 32V31H219ZM223 32H227V30H225V31H223ZM47 33V32H46ZM51 33V32H50ZM55 33V32H54ZM58 33V32H57ZM62 33H59V37H60V34H62ZM66 33V32H65ZM64 33V34H65ZM74 33V36L76 35ZM78 33V32H77ZM82 33H83V31H82ZM89 33H90V31H89ZM212 32H210L209 34H211ZM215 33V32H214ZM36 34V33H35ZM66 34H68V36L70 35L69 33H66ZM72 34V33H71ZM199 34V33H198ZM200 34H201V32H200ZM209 34H208V40L210 41V37H209ZM225 34H227V33H225ZM5 35H6V38H4L5 37ZM22 35V34H21ZM63 35V34H62ZM219 35V34H218ZM221 36H222V34H220ZM224 35V34H223ZM28 36V34H26L25 36H24V38H26ZM36 37H37V35H35ZM48 36V35H47ZM64 36V35H63ZM67 36V37H68ZM202 36H204L203 34H202ZM215 36H216V34H215ZM214 35H212V38L213 37H215ZM225 36V35H224ZM15 37V38H14ZM36 37H33V38H36ZM39 37V36H38ZM49 37V36H48ZM59 37H58V39H59ZM66 37V38H67ZM100 37V36H99ZM109 37H112V36H109ZM200 37V36H199ZM207 37V36H206ZM219 37V36H218ZM57 38V37H56ZM56 38H54V40L56 41ZM62 38V39H61ZM60 39H61V42H63L64 44H66L65 42H64V40H63V37H61ZM69 38V37H68ZM70 38H73V37H70ZM69 38V41H71V39ZM75 38V37H74ZM19 39V38H18ZM20 39L22 40V41H24L25 39H23L22 37H20ZM32 39V38H31ZM30 38H29V40H28V37L26 38V41H28V45H30L29 43H32V45L33 46H35V48H38L39 49V47H37V46H39L38 44L39 43H37V42H35V41H33L32 42V40H31ZM57 39V40H58ZM81 39H82V36H81ZM112 39V38H111ZM110 39V40H111ZM215 39V38H214ZM35 40V39H34ZM36 40H37V38H36ZM48 39H46V41H47ZM53 40V39H52ZM63 40V41H62ZM66 41H67V39H65ZM74 40H76V39H74ZM103 40V39H102ZM108 40V39H107ZM198 40V39H197ZM218 40V39H217ZM30 41V42H29ZM40 40H38V42H39ZM46 41H44L45 43H42L43 41H41L40 42V45H46ZM60 41V40H59ZM203 41V40H202ZM21 42V41H20ZM19 42V43H20ZM35 42V45L33 44ZM49 42H52L51 40L49 41ZM49 42L47 43V45L49 44ZM57 43H58V41H56ZM56 42H54L55 44H56ZM77 42V41H76ZM75 42V43H76ZM16 43V42H15ZM19 43H17L16 45H18ZM24 43H25V41H24ZM62 43V44H63ZM69 43V42H68ZM109 43V42H108ZM113 43V42H112ZM203 43H205V42H203ZM211 43V44H210ZM51 44V43H50ZM49 44V45H50ZM61 44V43H60ZM60 44H59V46H60ZM106 44V43H105ZM104 44V45H105ZM198 45H199V42L197 43ZM224 44L225 45H227V46H224ZM24 45V44H23ZM54 45V44H53ZM68 45V44H67ZM72 45H73V43H72ZM51 46V45H50ZM49 46V47H50ZM58 46V45H57ZM110 46V45H109ZM221 46L223 47V48H221ZM23 47V46H22ZM41 47V46H40ZM43 47V46H42ZM47 48V49H49L50 51H51V49L50 48ZM67 47V46H66ZM75 47V48H76ZM224 47H226V48H224ZM34 48V49H35ZM2 49V48H1ZM18 49V48H17ZM29 49V48H28ZM54 49V48H53ZM56 49H58L57 47H56ZM68 49H69V47H68ZM77 49V48H76ZM9 50V49H8ZM7 50V51H8ZM16 50V49H15ZM27 50V49H26ZM37 50V49H36ZM41 50V49H40ZM45 50V49H44ZM66 50V49H65ZM74 50V49H73ZM107 50V49H106ZM109 50H110V48H109ZM212 50V51H211ZM1 51V50H0ZM6 51V52H7ZM17 51H19V50H17ZM24 51V50H23ZM56 51V50H55ZM71 51V50H70ZM78 51V50H77ZM2 52V51H1ZM0 52V53H1ZM13 52V51H12ZM36 52V51H35ZM60 52V51H59ZM62 52V51H61ZM72 52V51H71ZM16 53V52H15ZM40 53V52H39ZM41 53H43V56L45 55L44 54V52L41 50ZM48 53H53V51L52 52H48ZM57 53H58V51H57ZM65 53H67V52H65ZM70 53V52H69ZM78 53V52H77ZM80 53V52H79ZM204 53V52H203ZM205 53H207V54H209V52H205ZM4 54V53H3ZM12 54V53H11ZM14 54V53H13ZM12 54V55H13ZM32 54H34V52L32 53ZM46 54H47V52H46ZM55 54V53H54ZM62 54V53H61ZM60 54V55H61ZM76 54V53H75ZM88 54V53H87ZM207 54H204V55H206L207 56V58H208V55ZM6 55V54H5ZM48 55V54H47ZM82 55V54H81ZM80 55V56H81ZM84 55V54H83ZM9 56V55H8ZM37 56V55H36ZM41 56H42V54H41ZM64 56V55H63ZM71 56V55H70ZM73 56L74 55H72L71 56V58H73ZM79 56V55H78ZM79 56V57H80ZM87 56V55H86ZM85 56V57H86ZM209 56H211V54L209 55ZM7 57V56H6ZM12 57V56H11ZM15 57H16V55H15ZM46 57V56H45ZM50 57V56H49ZM48 57V59H50ZM51 57H52V55H51ZM60 57H62V56H60ZM202 57V56H201ZM205 57V56H204ZM218 57V60L220 59ZM222 57V56H221ZM14 58V57H13ZM24 58V57H23ZM22 58V59H23ZM53 58H54V56H53ZM66 58H70L69 56L68 57H65V59ZM90 58V57H89ZM95 58V59H96ZM215 57H212V59H214ZM226 58V57H225ZM12 59V58H11ZM18 58H16V60H17ZM20 59V58H19ZM21 59V60H22ZM46 59H47V57H46ZM58 59V58H57ZM56 59V60H57ZM62 59V58H61ZM73 59H75V57L73 58ZM73 59H71V61H75V60H73ZM78 59V58H77ZM82 59H83V57H82ZM210 59V58H209ZM212 59H211V61H212ZM20 60V61H21ZM29 60H31L30 58H29ZM28 60V61H29ZM36 60V59H35ZM43 60V59H42ZM92 60V59H91ZM215 60V59H214ZM223 61L225 60L224 58L222 59ZM225 60V61H226ZM41 61V60H40ZM45 61V60H44ZM48 61V60H47ZM51 61H53V60H51ZM50 61V62H51ZM59 61H60V59H59ZM207 61V60H206ZM15 62V61H14ZM34 62V61H33ZM46 62V61H45ZM49 62V63H50ZM54 62V61H53ZM56 63H57V65H55V66H59L58 65V61H55ZM54 62V63H55ZM68 62V61H67ZM78 62H79V60H78ZM96 62V61H95ZM16 63H17V61H16ZM42 63V62H41ZM47 63V62H46ZM62 63V62H61ZM91 63V62H90ZM99 63V62H98ZM99 63V64H100ZM208 63V62H207ZM206 63V64H207ZM213 63V62H212ZM48 64V63H47ZM63 64V63H62ZM61 64V65H62ZM93 64H94V62H93ZM193 64V63H192ZM195 64V63H194ZM14 65V64H13ZM18 65V64H17ZM20 65H21V63H20ZM23 65V64H22ZM40 65H42V64H40ZM39 65V66H40ZM44 65V64H43ZM64 65V64H63ZM90 65V64H89ZM98 65V64H97ZM191 65V64H190ZM205 65V64H204ZM213 65V64H212ZM19 66V65H18ZM18 66H16L15 65V67L16 68H18ZM27 66V65H26ZM47 66V65H46ZM87 66V65H86ZM95 66V65H94ZM93 66V67H94ZM173 66V65H172ZM180 66V65H179ZM24 67V66H23ZM22 67V68H23ZM30 67V66H29ZM28 67V68H29ZM37 67V66H36ZM50 67H52V65L50 66ZM49 67V68H50ZM69 67H71V66H69ZM74 67V66H73ZM227 69H226V68ZM250 67H252V68H257V69H259V70H253V71H251V69L252 68H250ZM22 68H21V70H22ZM26 68V67H25ZM28 68H27V70L25 69L24 70V72L26 71H28ZM39 68H41V67H39ZM60 68V66L58 67V69ZM77 68V67H76ZM76 68H74V69H76ZM82 68V67H81ZM190 68V67H189ZM34 69H36V68H34ZM47 69V68H46ZM58 69L56 70L57 72H58ZM68 69V68H67ZM66 69V70H67ZM79 69V68H78ZM182 69V68H181ZM19 70V69H18ZM33 70V68H31L28 72L30 73L31 71ZM42 70V69H41ZM45 70V69H44ZM44 70H42L43 72H45ZM65 70V69H64ZM65 70V71H66ZM70 70L71 69H69V71L68 72H70ZM100 70V69H99ZM33 71H35V72H32L33 74L34 73H36L37 72V70H33ZM53 71V70H52ZM52 71H51V73H52ZM63 71V70H62ZM61 71V72H62ZM103 71V70H102ZM19 72H23V71H19ZM41 72V71H40ZM77 72V71H76ZM18 73V72H17ZM31 73V75H33ZM42 73V72H41ZM101 73V72H100ZM19 74V73H18ZM25 74V73H24ZM23 74V75H24ZM37 74H38V72H37ZM37 74L35 75V76H37ZM38 75H40V74H38ZM61 74H59V76H60ZM65 75V74H64ZM67 75V74H66ZM101 75H103V74H101ZM30 75H28L27 76V74H26V76L25 77H29ZM43 76V75H42ZM67 76H70V75H67ZM98 76V75H97ZM32 77H34V76H32ZM45 77H46V75H45ZM57 77V76H56ZM103 77V76H102ZM37 78H41V75L39 76V77H37ZM50 78V77H49ZM30 79H31V77H30ZM45 79V78H44ZM52 79H53V77H52ZM59 79H61V78H59ZM80 79V78H79ZM98 79V78H97ZM96 79V80H97ZM136 79V78H135ZM27 80V79H26ZM36 80V79H35ZM35 80H33V83H34V81ZM50 80V79H49ZM63 80V79H62ZM71 80V79H70ZM102 80V79H101ZM31 81V80H30ZM39 81V80H38ZM43 81V80H42ZM45 81V80H44ZM75 81V80H74ZM20 82V81H19ZM48 82V81H47ZM50 82V81H49ZM52 82H53V80H52ZM98 82V81H97ZM105 82V81H104ZM103 82V83H104ZM263 82H264V80H263ZM30 83V82H29ZM32 83V84H33ZM35 83H37V82H35ZM63 83V82H62ZM70 83H73V82H70ZM136 83V82H135ZM262 83V82H261ZM23 84H25V83H23ZM27 84V83H26ZM31 84V83H30ZM44 84V83H43ZM42 84V85H43ZM101 84V83H100ZM34 85H37V84H34ZM41 85V86H42ZM60 85V84H59ZM57 86V87H60V86ZM139 85V84H138ZM37 86H39V85H37ZM41 86H40V88H41ZM63 86V85H62ZM78 86V85H77ZM161 86H163L162 84H161ZM30 87V86H29ZM28 87V88H29ZM33 87V86H32ZM53 87H55V85L53 86ZM139 87V86H138ZM34 88V87H33ZM35 88H37V87H35ZM61 88V87H60ZM75 87H73V89H74ZM140 88V87H139ZM29 89H31V88H29ZM38 89V88H37ZM36 89V90H37ZM48 89V88H47ZM51 89V88H50ZM64 89V88H63ZM203 90V92H205L203 95H202V98L201 97H199V99L201 100H199V102H197L198 100H194V98L192 99V97H191V92H194V90ZM54 90H56V89H54ZM53 90V91H54ZM81 90V89H80ZM197 90V91H198ZM41 91V90H40ZM52 91V90H51ZM104 91H107V89H104ZM142 91V90H141ZM149 91V90H148ZM151 91V90H150ZM153 91V90H152ZM157 91V90H156ZM26 92H28V90L26 91ZM43 92H45V91H43L42 90V94H43ZM60 92V91H59ZM58 92V93H59ZM147 92V91H146ZM50 93H52V92H50ZM62 93V92H61ZM61 93H60V95H61ZM39 94H40V92H39ZM48 94H49V91H48ZM53 94V93H52ZM55 94V93H54ZM142 94V93H141ZM161 94L163 95V96H161ZM165 94V95H164ZM202 94V93H201ZM200 94V95H201ZM50 95V94H49ZM59 95V94H58ZM57 95V96H58ZM138 95V96H137ZM194 95V94H193ZM43 96V95H42ZM51 96V98L54 96H52V95H50ZM56 96V95H55ZM56 96V97H57ZM63 96V95H62ZM68 96V95H67ZM197 97V96H196ZM34 98V97H33ZM36 98H37V96H36ZM48 98H50V97H48ZM50 98V99H51ZM54 98V97H53ZM59 97H57V100L59 101V99H58ZM64 98V97H63ZM79 98V97H78ZM82 98V97H81ZM116 98H113L114 100H112L113 102L116 100ZM149 98H150V102H149ZM164 98V97H163ZM166 98V97H165ZM172 98H170V99H172ZM29 99V98H28ZM38 99V98H37ZM46 99V98H45ZM49 99V100H50ZM62 99V98H61ZM65 99V98H64ZM111 99V98H110ZM131 101H130V100ZM159 99V100H158ZM168 99V98H167ZM169 99V100H170ZM33 101H34V99H32ZM31 100V101H32ZM40 100V99H39ZM46 100H48V99H46ZM48 100V102H50L51 103V101H49ZM127 100H129L130 102H132L133 103V101H134V104H133V106L132 105H130V104H132V103H127ZM140 100V101H139ZM30 101V100H29ZM30 101V102H31ZM38 101V100H37ZM37 101H35L36 103H37ZM53 101H55V98L53 99ZM53 101H52V105H53ZM69 101V100H68ZM70 101H72V100H70ZM160 101H161V103H160ZM45 103L44 104H46V101H44ZM55 102H57V101H55ZM54 102V103H55ZM65 101H63V103H64ZM67 102V101H66ZM116 102V101H115ZM147 102V103H146ZM149 102V103H148ZM164 102V101H163ZM58 103V102H57ZM71 103V102H70ZM74 103V102H73ZM117 103V102H116ZM43 104V103H42ZM48 104V103H47ZM56 104V103H55ZM54 104V105H55ZM61 104V103H60ZM60 104H59V106H60ZM173 104V103H172ZM53 105V106H54ZM56 105H58V104H56ZM67 105V104H66ZM117 105V104H116ZM151 105V104H150ZM38 107H39V105H37ZM42 106H44V105H42ZM45 106H47V105H45ZM49 106H51L50 104H48V106H47V108L46 109H48L49 110ZM52 106V107H53ZM70 106V105H69ZM114 106V105H113ZM149 106V105H148ZM173 106V105H172ZM57 107V106H56ZM62 107H64V106H62ZM76 105H75V108L74 109H76ZM79 107V106H78ZM115 107V106H114ZM147 107V106H146ZM162 107V106H161ZM41 108V107H40ZM65 108V107H64ZM111 109L113 108L112 106L110 107ZM137 108H141L140 106L139 107H137ZM148 108V107H147ZM42 110H45V109H43V108H41ZM40 109V110H41ZM54 109L56 110V108H55V106H54ZM59 109H61V108H58V110ZM80 109V108H79ZM115 109V108H114ZM139 109L136 111V112H140L141 113V111H139ZM149 109V108H148ZM161 109H165L166 110V112L165 113H167V115L169 116H167V115H165V117H164V114L165 113H162L163 112V110H161ZM173 109V108H172ZM176 109L174 108V110H175V112H176ZM62 110H64V109H62ZM71 110H72V108H71ZM135 110H136V107H135ZM160 110H161V112H160ZM164 110V111H165ZM173 110V111H174ZM50 111V110H49ZM48 111V112H49ZM52 111H54V110H52ZM52 111H51V113H52ZM66 111V110H65ZM131 111L133 112V114H132V116H131ZM143 111V110H142ZM149 111H150V109H149ZM43 112V111H42ZM46 112V111H45ZM47 112V113H48ZM58 112V111H57ZM78 112V111H77ZM151 112V111H150ZM50 113V112H49ZM79 113V112H78ZM78 113H77V115H78ZM177 113V112H176ZM59 114V113H58ZM58 114H57V116H58ZM146 114V113H145ZM150 114V113H149ZM175 114V113H174ZM102 115V114H101ZM138 115V114H137ZM136 115V116H137ZM176 116H177V114H175ZM55 116H56V113H55ZM105 117V116H104ZM148 117H150V116H148ZM148 117H146V118H148ZM179 116H178V118H180ZM109 118H111V117H109ZM108 118V120H112V119H109ZM163 118H165V119H163ZM52 119V118H51ZM133 119V120H132ZM138 119H139V117H138ZM149 119V118H148ZM152 119H150V120H152ZM81 120V119H80ZM107 120V119H106ZM169 120V121H168ZM173 120V119H172ZM146 121V122H145ZM166 121V122H165ZM168 121V122H167ZM174 121V120H173ZM76 122H78V121H76ZM75 122V123H76ZM107 122V124H106V126H108V124H109V122L108 121H106ZM106 122H103V123H106ZM135 122H138V123H135ZM169 122H170V124H169ZM80 123V126H81V123L82 122H78V124ZM117 123V124H118ZM5 124V123H4ZM51 124V123H50ZM111 124H112V121H111ZM1 125V124H0ZM86 125V126H85ZM104 125V124H103ZM102 125V123L100 122V124L99 123H96V124H90L89 125V123L87 122V124H84V126H83V131H82V133L84 132V133H88L89 135H90V137L92 138L93 137V139L94 138H99V139H101V138H103V139H108V137H106V135L107 136H109L110 134H111V132H110V134L108 133V132H106V134H105V130L106 131H108V130H111L110 128H112L111 127V125L109 124V126H108V130H107V127H105L104 128V126ZM114 126L113 127H115V124H113ZM4 126L5 125H3V127H2V129L4 128ZM8 126V125H7ZM79 126V125H78ZM130 126V125H129ZM176 126V125H175ZM82 127V126H81ZM110 127V128H109ZM152 129H151V128ZM173 127V126H172ZM1 128V127H0ZM8 128V127H7ZM76 128V127H75ZM178 128V127H177ZM5 129V128H4ZM79 129V128H78ZM113 129V128H112ZM122 129V127L121 128H119V131ZM127 129V128H126ZM82 130V129H81ZM128 130V129H127ZM134 130V129H133ZM7 131V130H6ZM5 131V132H6ZM70 131V130H69ZM118 131V130H117ZM124 131V130H123ZM122 131V132H123ZM129 131V130H128ZM134 131V132H135ZM178 131V130H177ZM1 132V131H0ZM4 132V133H5ZM10 132V131H9ZM8 132V133H9ZM74 132H76V131H74ZM73 132V133H74ZM131 132H132V130H131ZM175 132V133H174ZM70 133V132H69ZM80 133H81V131H80ZM79 133V134H80ZM84 133H83V135H84ZM108 133V134H107ZM113 133V135H114V132H112ZM119 133V132H118ZM136 133V132H135ZM135 133H133V134H135ZM174 133V134H173ZM10 134V133H9ZM9 134H7V135H9ZM13 134V133H12ZM57 134H59V133H57ZM87 134V135H88ZM105 134V135H104ZM120 134V133H119ZM125 134H126V132H125ZM178 134V133H177ZM7 135H6V137H7ZM14 135H16V134H14ZM61 135V138L63 139V138H66L65 136H67L68 137V135H63V137H62V134H60ZM71 136L73 135V138H74V134H70ZM70 135H69V139H70ZM88 135V136H89ZM180 135V134H179ZM181 135H182V132H181ZM183 135H184V133H183ZM1 137H2V135H0ZM12 136V135H11ZM52 136V135H51ZM55 136H56V134H55ZM58 136V135H57ZM78 136V135H77ZM79 136H81V135H79ZM112 136V135H111ZM14 137V136H13ZM82 137V136H81ZM81 137H79V138H81ZM115 137H116V134H115ZM121 137V136H120ZM123 137V136H122ZM4 138H5V136H4ZM72 138V139H73ZM77 138V137H76ZM85 138H87V137H85ZM90 138V139H91ZM114 138V137H113ZM9 139H10V137H9ZM68 138H67V141L69 140ZM106 139V140H107ZM117 139H118V135H117ZM122 139V138H121ZM177 139H179V140H177ZM3 140V139H2ZM18 140V139H17ZM49 140H51V139H49ZM48 140V141H49ZM63 140H65V139H63ZM80 140V139H79ZM95 140V139H94ZM98 140V139H97ZM97 140H95V141H97ZM113 141V140H111V138H110V136H109V139H108V141ZM116 140V139H115ZM7 141V140H6ZM66 141V142H67ZM93 141V140H92ZM99 141H102V140H99ZM10 142V141H9ZM8 142V143H9ZM15 142V141H14ZM22 141H20V143H21ZM53 142V141H52ZM57 142H59V141H57ZM56 142V143H57ZM61 142H62V140H61ZM69 142V141H68ZM71 142H73V140L71 141ZM75 142V141H74ZM73 142V143H74ZM103 142H106V141H103ZM182 142H183V140H182ZM13 143V142H12ZM11 143V144H12ZM19 143V144H20ZM109 143V142H108ZM114 143V142H113ZM130 143V142H129ZM128 143V144H129ZM1 144H2V142H1ZM1 144H0V147H3V145L5 144V143H3L2 144V146H1ZM7 144V143H6ZM5 144V145H6ZM10 144V145H11ZM17 144V143H16ZM22 144H23V142H22ZM45 144V143H44ZM52 144V143H51ZM69 144H70V142H69ZM131 144V143H130ZM35 145V144H34ZM71 145H72V143H71ZM122 145V144H121ZM25 146H26V144H25ZM62 146V145H61ZM60 146V147H61ZM127 146V145H126ZM131 146V145H130ZM13 147V146H12ZM12 147H10V148H12ZM17 147V146H16ZM23 147V146H22ZM44 147V146H43ZM50 147V146H49ZM64 147V146H63ZM62 147V148H63ZM4 148H5V146H4ZM19 148V147H18ZM24 148V147H23ZM38 148V147H37ZM53 148H56L55 146L53 147ZM53 148H52V150H53ZM179 148H180V146H179ZM0 149H2V148H0ZM8 149V148H7ZM27 149H28V151H29V149L30 148H28V146H27ZM48 149V148H47ZM47 149H46V152H47ZM51 149V148H50ZM60 149V148H59ZM58 149V150H59ZM4 151H6L5 149H3ZM49 150V149H48ZM55 150V149H54ZM65 150V149H64ZM126 150H128V149H126ZM9 151V150H8ZM12 151H14V150H12ZM16 151V150H15ZM34 151V150H33ZM37 151V150H36ZM50 151V150H49ZM61 151V150H60ZM63 151V150H62ZM1 152V151H0ZM7 152V151H6ZM11 152V151H10ZM25 152V151H24ZM26 152H27V150H26ZM57 152V151H56ZM4 153V152H3ZM16 153V152H15ZM29 153V152H28ZM2 153H0V155H1ZM9 154V153H8ZM8 154H7V156H8ZM13 154V153H12ZM30 154V153H29ZM37 154V156L39 155V153L37 152L36 153ZM36 154H34V155H36ZM41 154V153H40ZM43 154H44V151H43ZM55 154V153H54ZM128 153H126V155H127ZM177 154V155H176ZM3 155V154H2ZM28 155V154H27ZM33 155V156H34ZM51 155H52V152H51ZM130 155V154H129ZM132 155V156H133ZM6 156V155H5ZM45 156H48V155H44V158H45ZM56 156V155H55ZM128 156V155H127ZM131 156V155H130ZM173 156H174V158H173ZM12 157H13V155H12ZM22 157V156H21ZM32 157V156H31ZM39 157V156H38ZM43 157V156H42ZM42 157H40V158H42ZM58 157V156H57ZM56 157V158H57ZM148 157L147 158H145V160L146 159H148ZM184 157V158H183ZM10 158V157H9ZM59 158H60V156H59ZM64 158V157H63ZM128 158H129V156H128ZM132 158H134V157H132ZM8 159V158H7ZM21 159V158H20ZM29 159H31V158H29ZM36 159V158H35ZM34 159V160H35ZM43 159V158H42ZM45 159H48V158H45ZM52 159V158H51ZM137 159H140V158H137ZM136 159V160H137ZM142 159V158H141ZM0 160H1V157H0ZM9 160V159H8ZM11 160V159H10ZM16 160V159H15ZM18 160V159H17ZM23 160V159H22ZM33 160V161H34ZM67 160V159H66ZM176 160V161H177ZM2 161V160H1ZM24 161V160H23ZM52 162H53V160H51ZM65 161V160H64ZM141 161V160H140ZM143 161H144V159H143ZM149 161H151V160H149ZM151 161V162H152ZM11 162V161H10ZM15 162V161H14ZM14 162H12V163H14ZM19 162H21V161H19ZM25 162V161H24ZM48 162V161H47ZM69 162V161H68ZM132 162V161H131ZM146 162V161H145ZM150 162V163H151ZM38 163V162H37ZM40 163V162H39ZM50 163V162H49ZM59 163V162H58ZM128 163V162H127ZM133 163V162H132ZM157 162L155 163V164H158ZM169 162H167L166 164H168ZM171 163H170V165H171ZM6 164H8V163H6ZM6 164H5V166H6ZM20 164V163H19ZM63 164V163H62ZM131 164V163H130ZM129 164V165H130ZM145 164V163H144ZM21 165V164H20ZM44 165V167L47 165L48 166V164H43ZM54 165H56V164H54ZM65 165V164H64ZM67 165V164H66ZM65 165V166H66ZM69 165V164H68ZM72 165V164H71ZM132 165V164H131ZM134 165V164H133ZM136 165V164H135ZM134 165V167L136 168V166ZM161 165H159L158 164V166H161ZM180 165V164H179ZM24 166V165H23ZM27 167H28V165H26ZM25 166V167H26ZM32 166V165H31ZM75 166V165H74ZM126 166H128V165H126ZM140 166V165H139ZM165 166H167V165H165ZM165 166H161V167H165ZM20 167V166H19ZM36 167V166H35ZM33 168V166L31 167L32 169H36V168ZM43 167V166H42ZM48 167H51V166H48ZM130 167V166H129ZM133 167V166H132ZM175 168L177 167V166H174ZM173 167V168H174ZM16 168V167H15ZM41 168V167H40ZM52 168V167H51ZM51 168H47V169H51ZM57 168V167H56ZM55 167H54V171H55V169H56ZM63 168V167H62ZM71 168H72V166H71ZM78 168H79V166H78ZM77 168V169H78ZM81 168V167H80ZM79 168V169H80ZM126 168V167H125ZM149 168V167H148ZM262 168V169H261ZM1 169V168H0ZM30 169V168H29ZM43 169H46V168H43ZM47 169H46V171H47ZM133 169V168H132ZM131 169V170H132ZM37 170H38V168H37ZM82 170V169H81ZM123 170V169H122ZM145 170V169H144ZM52 171V170H51ZM72 171V170H71ZM78 170H76V172H77ZM139 171V170H138ZM141 171H143V170H141ZM146 171V170H145ZM149 171H151L150 169H149ZM154 171V170H153ZM163 171V170H162ZM23 172V171H22ZM31 172H33V173H31ZM31 172L28 174V177H30L31 175V177H33V175H34V180H33V178H29L28 179V181L29 180H31L30 182L32 183H34V181H39L38 179L39 178H41V177H39L38 179H37V176H36V171H32L31 170ZM44 172V171H43ZM80 172V171H79ZM82 172V171H81ZM132 172V171H131ZM130 172V173H131ZM148 172V169H147V171H146V173ZM27 173V172H26ZM25 173V174H26ZM39 173V172H38ZM55 173H56V171H55ZM124 173V172H123ZM129 173V172H128ZM140 173V172H139ZM145 173V174H146ZM151 173V172H150ZM154 174H155V171L153 172ZM153 173H151L153 176H156V175H154ZM158 173V172H157ZM156 173V174H157ZM171 173V172H170ZM170 173H168V175L170 174ZM50 174H51V172H50ZM83 174V173H82ZM160 174V173H159ZM162 174H164V176H162ZM172 174H170V176L172 175ZM38 175V174H37ZM42 175H43V173H42ZM76 175V174H75ZM131 175V174H130ZM143 175V174H142ZM147 175V174H146ZM145 175V176H146ZM167 175V176H168ZM0 176H2V175H0ZM40 176V175H39ZM78 176H80V175H78ZM134 176V175H133ZM159 176H161V179H163L165 176H166V173H161ZM159 176H157V177H159ZM25 177V176H24ZM62 177V176H61ZM131 177V176H130ZM141 177H143V176H141V174H140V177L139 178H141ZM147 177L149 178L150 177V175L148 176L147 175ZM157 177H155V178H157ZM226 177V178H227ZM1 178V177H0ZM155 178H153V179H155ZM167 178V177H166ZM165 178V179H166ZM173 178V176H171V179ZM205 178V179H204ZM211 178V177H210ZM228 178V179H229ZM2 179V178H1ZM14 179V178H13ZM20 179V178H19ZM37 179V180H36ZM78 179H80V178H78ZM87 179V178H86ZM152 179V176H151V178H150V180ZM160 179V177L157 179V180H159ZM161 179H160V181L159 182H162L161 181ZM175 179V178H174ZM236 179V178H235ZM18 180V179H17ZM27 180V179H26ZM33 180V181H32ZM42 180H43V177H42ZM75 180V179H74ZM83 180V179H82ZM136 180H137V177H136ZM149 180V179H148ZM149 180V181H150ZM156 180V179H155ZM154 180V181H155ZM167 180V179H166ZM168 180H169V178H168ZM177 180V181H178ZM220 180V179H219ZM218 180V181H219ZM250 180H249V182H250ZM264 180V179H263ZM262 180V181H263ZM12 181V180H11ZM21 181V180H20ZM23 182H20V183H24V180H22ZM48 181V180H47ZM77 181V180H76ZM80 181V180H79ZM172 181V180H171ZM174 181V180H173ZM205 181H204V183H205ZM213 180L212 179H210V182H212ZM217 181V180H216ZM225 181V180H224ZM229 181V180H228ZM252 181V180H251ZM257 181V180H256ZM44 182V181H43ZM52 182V181H51ZM51 182H49V184L51 183ZM86 181H84V183H83V181H82V184H86L85 183ZM151 182H153V181H151ZM151 182H149V183H151ZM183 182V183H184ZM191 182V181H190ZM189 182V183H190ZM208 182H209V180H208ZM209 182V183H210ZM215 182V181H214ZM213 182V183H214ZM249 182H247V183H249ZM253 182V181H252ZM3 183H5V182H2V184ZM11 183V182H10ZM18 183V182H17ZM28 183V182H27ZM38 183V182H37ZM76 183V182H75ZM81 183V182H80ZM156 183V182H155ZM167 183V182H166ZM173 183V182H172ZM175 183V182H174ZM174 183H173V185H174ZM179 182H177V184H178ZM182 183V182H181ZM220 183V182H219ZM231 182H229V184H230ZM239 183V182H238ZM247 183H246V185H247ZM93 184V183H92ZM160 184V183H159ZM169 184V183H168ZM177 184H176V186H177ZM191 184V183H190ZM189 184V185H190ZM196 184V183H195ZM215 184V183H214ZM213 184V186H208V187H206L205 185H203V187L201 186V188H200V186H199V188L200 189H197L196 190V186L195 187H193L192 185H190V186H192L193 188H195V189H190L189 190V187L187 188V186H188V184H186L187 186H184V184H183V186L185 187H183V186H181L180 185V188L181 187H183L184 189H186L187 188V190H189L190 191V193L192 192V193H194L195 191L194 190H196V193L195 194H192V195H188V194H190V193H187V190H185L186 191V194L184 193V195H186V197L184 196V195H182V192H180V190L178 189V191H176V192H171L170 190H172V187L171 186H168V185H166V184H162V187H160V188H158L159 189V192H157V193H159V195H160V193L161 194H163L161 197L162 198H160V197H157V198H159V200H160V202H162L163 203V199H167L168 198V196H172L171 197V199L172 200H174V198H175V200H176V197H178V195H179V199L181 200V201H183V199L182 198H186V202H182L183 204H184V206H180L181 204V202H180V200L177 198V200H176V202L175 201H173V205L172 204H169V202L170 201H172L171 199H170V197L168 198V199H170V200H166L165 202H168V205H172V206H175L176 208H177V206L176 205H178V200H179V206H178V208H180V207H183V209H187V210H189V212H186V213H188L187 215H189V213H191L192 214V216L194 217L195 216V219H193L194 221H196L195 222V224L197 223V227H193V225L190 227L189 225H191V223H190V221L192 220V218H190L191 217V215L189 216V217H187V216H185V218H189L188 219V222L190 223L189 225H187V224H184V223H187V220L186 219H184L186 222H184V220H182L184 223H183V225H184V228H185V225H187V226H189L190 228H192V230H194V232L192 231V230H190L189 229V231H192V233L194 234H196V232H198V234H196V235H194V236H196V238L198 237V235H199V231H200V233L202 234V230H200V228L201 229H204L205 228V231H204V233L206 232L208 235H209V237H207L208 235H206L205 236V238L204 239H207V238H210L211 239V241H213V243H208L209 241H210V239H209V241L208 240H206V242L208 243V244H206L208 247H210V246H212L213 244H214V246L213 247H210V248H213V250L214 251H217L218 249H219V247L221 248V249H219V250H221V252L222 253H219V255H218V258L220 257V255L222 254V259H218V258H215V259H217L218 261L220 260H222V262H218V261H216L215 259H210L209 257H216L217 255H215L214 254V252L212 251V255H211V253L210 254H207L206 256H208V255H210V256H208V259H210V261H212V260H214V264H218V263H220V264H222V263H224L225 262V264H226V262L227 261H229L228 263L229 264H264V259L261 257H259L258 255H255V254H252L254 251H252V253H251V256L249 255L250 254V252L251 251H249V252H246V250L243 248V241H242V235H243V232H244V235H245V231H247L248 232V230H251L252 228H250V227H248L250 224V222H247V221H249V220H251L252 221V218H253V216L251 217L250 215L252 214V213H254V215L257 213V211L258 210H262V209H264V196H262L263 194L260 192V191H257V192H255L256 191V189L257 188H261V187H257L253 192H252V190H250V191H248V192H246L247 191V189L249 188L250 189V187H248V188H246V186H245V192L244 191H241V193H239V194H237V193H231L230 191H229V189H227L226 187H223L222 185H220V184H218V185H214ZM217 184V183H216ZM224 184V183H223ZM240 184V183H239ZM243 184V183H242ZM257 184H258V182H257ZM262 184V183H261ZM264 184V183H263ZM33 185V188L32 187H29V188H32V189H34L35 188V185H36V183H35V185L34 184H32ZM39 185V184H38ZM37 185V186H38ZM89 185V184H88ZM87 185V186H88ZM157 185V184H156ZM169 185H171V184H169ZM194 185V184H193ZM201 185H202V183H201ZM207 185V184H206ZM209 185H211V183L209 184ZM220 185V186H219ZM226 185V184H225ZM238 185V184H237ZM241 185V184H240ZM251 184H248V186H250ZM254 185V184H253ZM260 185V184H259ZM26 186V185H25ZM31 186V185H30ZM36 186V190L38 191L39 190V193H40V191L43 189V191H46V189H45V185L43 186L42 184H41V186H43V188H41L40 187V189H38L39 188V186L37 187ZM63 186V185H62ZM85 186V185H84ZM92 186V185H91ZM175 185L173 186V187H176ZM205 186V187H204ZM227 186H229V185H227ZM234 186H236V183L234 184ZM243 186V185H242ZM252 186V185H251ZM255 186V185H254ZM253 186V187H254ZM47 187V186H46ZM53 187V186H52ZM57 187V186H56ZM86 187V186H85ZM85 187H83V186H81V184H80V187H79V184H78V187H75V188H78L77 189V191H78V194H74L73 193V190L71 191L73 194H74V196H76V200H74V203H73V199L70 201V202H72V204L69 202V204H70V206H72V205H75L74 207H72V209H71V207H69L68 206V203L67 204H65V207L67 208H69V209H71V210H73L74 211V209H75V211L76 212H74L73 213V215H75L76 213H77V210H80L78 213L79 214H81V213H83V216L85 217V216H87V217H89L88 216V214L89 213H91V217H93V219L96 217H98V219H96L95 218V223L93 222V219H91V218H88V222H89V220L90 221H92L93 223H91V222H89V224H90V226H91V228H90V226L88 227L87 226V223H85L84 225H85V227L87 226L88 228H85V227H83L84 229H81L82 228V226H79L78 227V225H79V223L81 224H83V218L81 219V216L79 217L80 219V221L78 220V224H76L77 225V230H74L75 232V238H76V236H78V235H80L81 233V235H80V237H77V238H81V241H83L82 239H84V238H87V239H90V238H92V236H94L95 234V237H93L92 239L94 240H91L90 242H92L93 241V243L95 244L96 242V246L98 247H101L102 245H101V243H102V241H103V243L105 244V240H107L109 237H107V235H109V233L107 232V229H109V228H107V227H105V226H107V222L106 221H104V220H100L101 219V217H103L104 216V218L106 217L107 218V215H106V213H105V215H104V213H103V215H98L99 213H101V212H104V211H101L100 209H99V206L97 207V205L98 204H96L95 202L97 201H94L93 202V200L91 199L90 200V196H92L91 195V193H90V191H86V188ZM170 187H171V189H170ZM231 187H233V186H231ZM238 187V186H237ZM236 187V188H237ZM241 187V186H240ZM264 187V186H263ZM262 187V188H263ZM27 188V187H26ZM48 189H49V187H47ZM60 188V187H59ZM63 188V187H62ZM152 188V187H151ZM182 188V190L184 191V189ZM191 188V187H190ZM198 188V187H197ZM255 188V187H254ZM261 188V189H262ZM14 189V188H13ZM45 189V190H44ZM54 189V188H53ZM53 189H51V190H53ZM56 189V188H55ZM72 189V188H71ZM88 189V188H87ZM153 189V188H152ZM156 189V188H155ZM175 189V188H174ZM243 189V188H242ZM260 189V190H261ZM10 190V189H9ZM31 190V189H30ZM89 190H91L90 189V187H89ZM181 190V191H182ZM232 190V189H231ZM241 190V189H240ZM244 190V189H243ZM258 190V189H257ZM20 191V190H19ZM56 191V190H55ZM153 191H155V190H153ZM157 191V190H156ZM236 191H237V189H236ZM235 191V192H236ZM262 191V190H261ZM64 192V191H63ZM70 192V191H69ZM75 192H76V190H75ZM181 194H180V193ZM239 192V191H238ZM263 192V191H262ZM12 193V192H11ZM43 193H46V192H43ZM51 193V192H50ZM62 193V192H61ZM71 193V195H73ZM88 193V194H87ZM13 194V193H12ZM14 194H15V191H14ZM36 194V193H35ZM48 194V193H47ZM55 194V193H54ZM58 194V193H57ZM90 194V195H89ZM152 194V193H151ZM42 195V194H41ZM41 195H39V196H41ZM155 195H156V193H155ZM158 195V196H159ZM184 196V197H182V196ZM187 195L189 196V198L187 197ZM194 195V196H193ZM44 196L45 197H47L48 198V196L47 195H45L44 194ZM59 196V195H58ZM62 196V195H61ZM60 196V197H61ZM89 196V197H88ZM167 196V197H166ZM191 196H193V198L191 197ZM251 196V197H250ZM255 196V197H254ZM21 197H22V194H21ZM42 197V196H41ZM44 197V198H45ZM52 197V196H51ZM163 197H165V198H163ZM180 197H182V198H180ZM43 198V199H44ZM57 198H59V197H57ZM69 198H71V196L69 197ZM75 198V197H74ZM153 198H155V197H153ZM17 199V198H16ZM95 199V198H94ZM19 200H20V197H19ZM55 200V199H54ZM58 200V199H57ZM63 200V199H62ZM162 200V201H161ZM25 201H26V199H25ZM47 201V200H46ZM52 201V200H51ZM50 201V202H51ZM75 201H77V202H75ZM5 202V201H4ZM8 202V201H7ZM6 202V203H7ZM19 202V201H18ZM21 202V201H20ZM19 202V203H20ZM27 202V201H26ZM44 202H45V200H44ZM49 202V201H48ZM64 202V201H63ZM66 202H68V201H66ZM91 202H93V204L91 203ZM5 203V204H6ZM52 203V202H51ZM56 203V202H55ZM60 203H61V201H60ZM95 203V204H94ZM175 203V204H174ZM2 204H3V202H2ZM10 204V203H9ZM23 204V203H22ZM29 204V203H28ZM44 204V203H43ZM42 204V205H43ZM46 204V203H45ZM49 204V203H48ZM77 204V205H76ZM4 205V204H3ZM33 205V204H32ZM47 205V204H46ZM54 205V204H53ZM62 205V204H61ZM67 205V206H66ZM96 207H95V206ZM57 206V205H56ZM55 206V207H56ZM77 206V207H76ZM93 206H94V209H93V212L94 211H96V212H98L97 211V209L98 210H100L101 212H98V216H96V215H94L95 213H92V210H89V209H92L93 208ZM11 207V206H10ZM26 207H28V206H25V208L24 209H28V208H26ZM47 207H48V205H47ZM51 207V205L49 204V208ZM63 207V206H62ZM168 207V206H167ZM6 208V207H5ZM9 208V207H8ZM48 208V209H49ZM78 208V209H77ZM176 208H172V209H174V211H177V212H180V210L181 209H179V210H175ZM33 209V208H32ZM56 209H57V207H56ZM55 209V210H56ZM82 209V210H81ZM84 209H87V211L89 210V213L87 212V211H85ZM103 209V208H102ZM171 209V210H172ZM182 209V210H183ZM0 210H1V208H0ZM46 210H47V208H46ZM62 210V209H61ZM83 210L85 211V212H83ZM163 210V209H162ZM181 210V211H182ZM186 210V211H187ZM2 211H4V209L2 210ZM2 211H0V212H2ZM28 211V210H27ZM51 211H53V210H51ZM5 212V211H4ZM29 212V211H28ZM33 212V211H32ZM54 212V211H53ZM60 212V211H59ZM62 212V211H61ZM177 212H176V214H177ZM185 212V211H184ZM250 212V213H249ZM261 212H263V211H261ZM9 213H10V211H9ZM48 213V212H47ZM47 213H46V215H47ZM70 213H72V212H70ZM88 213V214H87ZM180 213H183V212H180ZM180 213H178V214H180ZM185 213V214H186ZM87 214V215H86ZM177 214V215H178ZM260 213H258V215H259ZM264 214V213H263ZM262 214V215H263ZM8 215V214H7ZM37 215V214H36ZM53 215H54V213H53ZM56 215V214H55ZM67 215V214H66ZM170 215H171V213H170ZM175 215V214H174ZM3 216H5V215H3ZM20 216V215H19ZM42 216V215H41ZM40 216V217H41ZM59 216V215H58ZM76 216H77V218H78V215L76 214ZM75 216V217H76ZM95 216V217H94ZM180 215H178V217H179ZM0 217H1V214H0ZM12 217V216H11ZM33 217H37V216H33ZM56 217V216H55ZM61 217V216H60ZM173 217V216H172ZM177 216L175 217V219L177 220V221H179V223H180V220H178L177 218H178ZM250 217V218H249ZM258 217V216H257ZM257 217H255L256 219H257ZM2 218V217H1ZM3 218H5V217H3ZM3 218L1 219V220H3ZM6 218H8V217H6ZM5 218V219H6ZM23 218V217H22ZM29 218V217H28ZM104 218H102V219H104ZM182 218V217H181ZM181 218H179V219H181ZM184 218V217H183ZM13 219V218H12ZM24 219V218H23ZM38 219V218H37ZM174 219V220H175ZM254 219V218H253ZM8 220H10V219H8ZM41 220V219H40ZM50 220V219H49ZM85 220H87L86 218H84V221ZM106 220V219H105ZM108 220V219H107ZM5 220H3L2 221V223L4 222ZM17 221V220H16ZM23 221V220H22ZM194 221H193V223H194ZM257 221V220H256ZM6 222H7V220H6ZM6 222H4V223H6ZM86 222V221H85ZM0 223H1V221H0ZM1 223V224H2ZM178 223V222H177ZM254 222H252V224H253ZM260 223V222H259ZM41 224V223H40ZM81 224V225H82ZM88 224V225H89ZM94 225V227H95V229L93 228V226L92 225ZM104 224H105V226H104ZM250 225L251 227H253L254 225ZM14 225V224H13ZM39 225V224H38ZM99 225V226H98ZM180 225V224H179ZM258 224L256 223V225L255 226H257ZM260 225V224H259ZM6 226H8V225H3V227H5L6 228ZM18 226V225H17ZM39 226H41V225H39ZM97 226V227H96ZM104 227L105 228V230H106V232L108 233H106V232H102L103 233V236H102V233H100L101 234V236L99 237L98 235H100L99 234V231H102L101 230V228H99V227ZM143 226V225H142ZM203 226V227H202ZM261 226V225H260ZM262 226H263V223H262ZM63 227V226H62ZM68 227H69V225H68ZM73 227V226H72ZM71 227V228H72ZM81 227V228H80ZM182 227V226H181ZM5 228L4 229H2V226H1V229H0V238L2 239V241L0 242V243H2V245L3 244H5V245H7L6 243H8V242H6L5 243V241H7L8 240V238L10 237V238H13L15 235V233H16V235H17V231H15V233H13L12 234V237H11V232H10V235L7 233V231H5ZM8 228V227H7ZM10 228V227H9ZM8 228V229H9ZM14 228V227H13ZM12 228V229H13ZM43 228V227H42ZM49 228V227H48ZM66 228V227H65ZM76 228H73V229H76ZM80 230H79V229ZM96 228L97 229H100L99 231L98 230H96ZM107 228V229H106ZM186 228H188V227H186ZM16 229H18V228H16ZM46 228H44L43 230L44 231H46L45 230ZM72 229V230H73ZM87 229H91V231L90 230H88L87 232H89L90 231V234L91 233H93L94 235H91V236H89V234L87 235V232L86 233H83V232H85V230H87ZM92 229H94L95 230V233H94V231L92 230ZM253 229H256L255 227L253 228ZM4 232H3V231ZM7 230V229H6ZM14 230H15V228H14ZM13 230V231H14ZM71 230V229H70ZM140 230V229H139ZM155 230V229H154ZM160 230V229H159ZM188 230V229H187ZM199 230V231H198ZM258 231H259V229H257ZM10 231H11V228H10ZM43 231V232H44ZM54 231V230H53ZM59 231V230H58ZM77 231H79L78 233H77ZM81 231V232H80ZM93 231V232H92ZM160 231H162V230H160ZM196 231V232H195ZM33 232V231H32ZM40 232V234L39 235H41V234H43L42 233V231H39ZM38 232V233H39ZM65 232V231H64ZM97 232V233H96ZM150 232V231H149ZM165 231H162V233H164ZM178 232V231H177ZM181 232V231H180ZM184 232V231H183ZM255 232H257V231H255ZM19 233H21V232H19ZM30 233H31V231H30ZM35 233H37V231L35 232ZM37 233V234H38ZM49 233V232H48ZM55 233V232H54ZM58 233V232H57ZM70 234V237H71V235H73V234ZM104 233H106L107 235H105ZM140 233V232H139ZM138 233V234H139ZM146 233V232H145ZM161 232H158L157 231V233H148V234H150L149 236H150V238H148V239H146V241L148 240H151L152 242V248L151 247H148L147 248V250H148V253H149V251L151 250L152 251V253H153V255H154V253H156V255H154V256H157V254H161V255H163V257H164V255H169V258H170V256L171 255H173V254H171L172 253V251L173 250H169L170 252V254L168 253V251H167V253L168 254H166V252H165V249H164V246H165V248H166V246L168 247L169 245L168 244H166V245H164V243H165V241H167L168 243H169V241H168V238H169V236L167 237L166 236V233L167 232H165V235L164 234H160ZM175 232H173V235H172V233H171V235H172V237L174 238L175 236L174 235H176V234H174ZM188 233V232H187ZM191 233V232H190ZM190 233H188V234H190ZM191 233V234H192ZM203 233V234H204ZM254 233V232H253ZM31 234H33V233H31ZM46 233H44L42 236H44ZM51 234V233H50ZM77 234V235H76ZM84 234H86V236H82V235H84ZM148 234H146L147 236H148ZM192 234V235H193ZM202 234V235H203ZM242 234V235H241ZM254 234H256V233H254ZM14 235V236H13ZM23 235V236H22ZM48 235V234H47ZM65 235V234H64ZM181 235V234H180ZM192 235H191V237H192ZM202 235H199V236H201L202 237ZM27 236H31L30 234L29 235H27ZM38 236V235H37ZM50 236V235H49ZM53 236V235H52ZM88 236H89V238H88ZM98 236V237H97ZM142 236V235H141ZM176 236H178V235H176ZM184 236V235H183ZM251 236V235H250ZM33 237V236H32ZM34 237H35V235H34ZM46 238H47V236H45ZM54 237V236H53ZM69 237V236H68ZM97 237V239H99V238H103V239H100V240H102V241H100V242H98V241H96L97 239H95ZM105 237H107V238H105ZM127 237V236H126ZM129 237V236H128ZM127 237V238H128ZM167 237V238H166ZM15 238H16V236H15ZM15 238H13V239H15ZM31 237H29L28 239H30ZM38 238H42L43 239V241L45 240V243H47V241L49 242V240L47 239V241H46V239L45 238H43V237H37V239ZM73 238V237H72ZM104 238H105V240H104ZM127 238H124V241L127 239ZM131 238V237H130ZM130 238L129 239H127L125 242L124 241H122V243L121 242H117V240H116V247L122 252V256L123 255H125L124 257H133V256H135L134 255V253H136L135 252V250H136V248L138 247L137 245H135L134 244V242H133V240H132V238H131V240H132V242H131V240H130ZM182 238V237H181ZM244 238V237H243ZM250 238V237H249ZM257 239H259L258 237H256ZM261 238V237H260ZM264 238V237H263ZM27 239V237L24 235V233L23 234H21V235H19L18 236V241H19V243L16 241V239H15V241L17 242V244H18V246H16L17 244H15V246H16V249H17V247H21V248H18V249H22V247L24 246L23 244L26 242V241H28V239ZM33 239V238H32ZM50 239L51 240H54V238H51V236H50ZM71 239V238H70ZM112 239V238H111ZM143 239V238H142ZM192 240L193 239H195V237L193 238H191ZM203 239V240H204ZM257 239H255V240H257ZM10 240V239H9ZM50 240V241H51ZM123 240V239H122ZM174 240H176V239H174ZM191 240V241H192ZM197 239H195V243L197 242L196 241ZM248 240V239H247ZM250 240V239H249ZM14 241V242H15ZM25 241V242H24ZM37 241H39V240H37ZM55 241V240H54ZM58 241V240H57ZM68 241V240H67ZM72 241V240H71ZM115 241V240H114ZM114 241H113V243H114ZM146 241H145V245H144V241H143V245H144V248L145 247H147V246H149L148 245V243L149 242H147V244H146ZM177 242H178V240H176ZM190 241V242H191ZM201 238H199V241L197 242L199 245H197L196 244V246L195 247H197V246H200V245H202V244H200L201 242ZM15 242V243H16ZM30 242V241H29ZM42 241H39V243L42 245V243H41ZM73 242V241H72ZM79 242H80V240H79ZM86 242V244H87V241H85ZM106 242H108V240L106 241ZM123 242H124V244H123ZM166 242V243H167ZM182 242V241H181ZM185 242V241H184ZM193 242V241H192ZM200 242V243H199ZM203 242V241H202ZM206 242H204V243H206ZM219 242H221L222 244L220 245V243ZM251 242V241H250ZM249 242V243H250ZM260 242V241H259ZM262 242V241H261ZM28 243V242H27ZM37 243V245L39 244L38 242H36ZM52 243V242H51ZM50 242H49V244L50 245H47L48 247H49V250H48V247H47V250L48 251H52L53 252V250H55L54 248H56V245L54 244L55 242H53V244H54V248H51V247H53L52 245L53 244H51ZM57 243V242H56ZM78 243V242H77ZM89 243V242H88ZM100 243V244H99ZM111 243H112V241L110 242V245H111ZM136 243V242H135ZM141 243H142V240H141ZM140 243V244H141ZM188 243V242H187ZM194 242H193V244H192V246H194V244H195ZM204 243H203V245H204ZM252 243V242H251ZM10 244V243H9ZM11 244H13L12 243V240H11ZM21 244V246H19ZM39 244V245H40ZM44 244V243H43ZM73 244V243H72ZM90 244V243H89ZM94 244H91V245H94ZM103 244V245H104ZM107 244V243H106ZM115 244V243H114ZM137 244V243H136ZM139 244V245H140ZM176 244V243H175ZM179 244H181V243H179ZM189 244H191V243H189ZM210 244V245H209ZM259 244V243H258ZM1 245V246H2ZM5 245H3V246H5ZM38 245V246H39ZM45 245V244H44ZM45 245V246H46ZM65 245V244H64ZM69 245V244H68ZM79 245V244H78ZM80 245H81V243H80ZM108 245H109V243H108ZM147 245V246H146ZM162 245H164V246H162ZM247 245V244H246ZM251 245V244H250ZM2 246V248L4 249V248H6V247H3ZM10 246V245H9ZM13 246V245H12ZM14 246V247H15ZM43 246V245H42ZM58 246H60V245H58ZM105 247L107 246V245H104ZM114 245L113 246H108V247H110L111 249H113V247H115ZM137 246V247H136ZM207 246H206V249H205V246L203 247V246H201V250H202V247H203V250L205 249V250H207ZM14 247H12V250H13V248ZM41 247V246H40ZM115 247V248H116ZM136 247V248H135ZM143 247V246H142ZM172 247H173V245H172ZM174 247H176L175 245H174ZM178 247H180V246H178ZM251 247V246H250ZM249 247V248H250ZM257 247V246H256ZM260 247V246H259ZM262 247V246H261ZM1 248V247H0ZM9 248V247H8ZM35 248V247H34ZM39 248V247H38ZM38 248H37V250H35V251H38ZM42 248V247H41ZM66 248V247H65ZM93 248V247H92ZM103 247H101L100 249H102ZM151 248V249H150ZM171 249V247H168L167 249ZM177 248V247H176ZM182 247H180V250H182L181 249ZM209 248V249H210ZM248 248V249H249ZM252 248V247H251ZM2 249V250H3ZM15 249V250H16ZM17 249V250H18ZM29 249V248H28ZM27 249V250H28ZM43 249V248H42ZM41 249V250H42ZM45 249V248H44ZM53 249V250H52ZM99 249V248H98ZM108 249V248H107ZM146 249V248H145ZM196 249V248H195ZM195 249H193V250H195ZM208 249V250H209ZM252 249H254V248H252ZM261 248H259V250H260ZM263 249H264V247H263ZM25 250V249H24ZM24 250H22V251H24ZM32 250V249H31ZM40 250V249H39ZM58 250H59V248H58ZM68 250V249H67ZM96 250H97V248H96ZM117 249H115V251H116ZM139 250V249H138ZM146 250V251H147ZM193 250H191V251H193ZM198 250V249H197ZM254 250H256V249H254ZM7 251H11V250H8L7 249ZM20 251V250H19ZM33 251H34V249H33ZM33 251H32V253H33ZM44 251H46V249L44 250ZM62 250L60 249L59 250V252H61ZM66 251V250H65ZM81 251V250H80ZM98 251V250H97ZM150 251V252H151ZM174 251H175V249H174ZM258 250H256V252H257ZM261 251H262V249H261ZM264 251V250H263ZM4 252H6V250L4 251ZM13 252H15V251H12L11 253H13ZM17 252V254L16 253H14V256H15V254L16 255H18V251H16ZM68 252H69V250H68ZM102 252V251H101ZM100 252V253H101ZM108 252V251H107ZM114 252V251H113ZM116 252H118V251H116ZM139 252H140V250H139ZM199 252H201V251H199ZM199 252H197V253H199ZM219 252V251H218ZM260 251H258V253H259ZM27 253V252H26ZM31 253V252H30ZM34 253H36V252H34ZM41 253V252H40ZM40 253H39V256H40ZM44 253V252H43ZM47 253V252H46ZM54 253H56V252H54ZM64 253V252H63ZM97 253V252H96ZM146 253V252H145ZM165 253V254H164ZM174 253V255H175V252H173ZM180 253V252H179ZM184 253V252H183ZM191 253V252H190ZM193 253H194V251H193ZM197 253L196 254H194V255H196V257L195 256H192V255H189V256H192L193 257V259H192V257H189V256H186V257H189V258H187L186 260H188V259H190V260H188L189 262V264H201V262H200V260L201 259H197V257H198V255H197ZM204 253H205V251H204ZM217 253V252H216ZM249 253V254H248ZM263 253V252H262ZM23 254V253H22ZM29 254V253H28ZM38 254V253H37ZM73 254L74 253H72L71 252V254L70 255H72L73 256ZM91 254V253H90ZM93 254V253H92ZM120 254V253H119ZM133 254V255H132ZM264 254V253H263ZM9 255V256H8ZM65 256H66V253L64 254ZM113 255V254H112ZM152 255V256H153ZM173 255V256H174ZM188 255V254H187ZM203 254L201 253V256H202ZM252 255H253V257H252ZM257 257L258 256V258H255V256ZM259 255H262L261 253L259 254ZM12 257H13V254L11 255ZM10 256V254H7V255H5L4 256V254H2L1 253V251H0V262L2 263V262H8V260L7 259H9L10 261H12V262H14V263H11V264H19V262L22 260V258H21V260H19V262L18 263H15L16 262V260H14V257L12 258ZM50 256V255H49ZM62 256V255H61ZM67 256H68V254H67ZM115 256H116V254H115ZM160 256V255H159ZM158 256V257H159ZM177 256H179L178 254H177ZM176 256V257H177ZM182 256V255H181ZM181 256H179L180 257V260L181 259H183V257L185 258V256L183 255L182 256V258H181ZM205 255H203V258H205L204 257ZM264 256V255H263ZM76 257V256H75ZM88 257V256H87ZM107 257V256H106ZM157 257V258H158ZM162 256H161V258H163ZM176 257H174V258H176ZM200 257V256H199ZM198 257V258H199ZM15 258H16V256H15ZM42 258V257H41ZM46 258V257H45ZM61 258V257H60ZM63 258H65V257H63ZM67 258V257H66ZM70 258H71V256H70ZM90 258V257H89ZM89 258H87V259H89ZM136 258V257H135ZM148 258V257H147ZM161 258L159 259V260H161ZM202 258V257H201ZM221 258V257H220ZM55 259H57V258H55ZM128 259H130V258H128ZM151 259V258H150ZM165 259V258H164ZM171 259V258H170ZM177 260L179 259V258H176ZM2 260V261H1ZM32 260V259H31ZM43 260V259H42ZM49 260H50V258H49ZM77 260V259H76ZM98 260V259H97ZM96 260V261H97ZM122 260V259H121ZM135 260V259H134ZM152 260V259H151ZM151 260H149V262H151ZM158 260V261H159ZM166 260V259H165ZM183 260H185V259H183ZM203 260V259H202ZM205 260V259H204ZM203 260V261H204ZM227 260V261H226ZM9 261V262H10ZM43 261H46V260H43ZM48 261V260H47ZM69 261H71V259L69 260ZM72 261H73V259H72ZM176 261V260H175ZM175 261H174V263H173V261L171 262V263H173V264H176L175 263ZM209 261V260H208ZM208 261H207V259H206V264H208ZM216 261V262H215ZM139 262V261H138ZM153 262V261H152ZM151 262V263H152ZM161 262H163V261H161ZM181 262H182V260H181ZM204 262V263H205ZM231 262V263H230ZM0 263V264H1ZM45 262H43V264H44ZM49 263V262H48ZM51 263V262H50ZM53 263V262H52ZM73 263V262H72ZM155 263H157V261L155 262ZM164 263H166V262H164ZM169 263V262H168ZM203 263V262H202ZM203 263V264H204ZM211 263V262H210ZM209 263V264H210ZM212 263V264H213ZM6 264V263H5ZM8 264V263H7ZM10 264V263H9ZM21 264V263H20ZM40 264H42V263H40ZM69 264H71V263H69ZM74 264V263H73ZM177 264H179V263H177ZM180 264H183V263H180ZM185 264V263H184Z\"/></svg>","mask_w":264,"mask_h":264}]
</instances>
